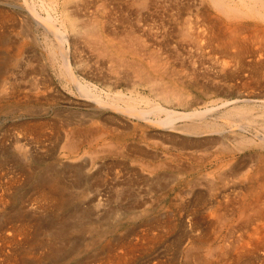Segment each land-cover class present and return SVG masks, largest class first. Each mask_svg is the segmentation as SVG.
I'll return each instance as SVG.
<instances>
[{
  "label": "rangeland",
  "instance_id": "374dc122",
  "mask_svg": "<svg viewBox=\"0 0 264 264\" xmlns=\"http://www.w3.org/2000/svg\"><path fill=\"white\" fill-rule=\"evenodd\" d=\"M22 1L23 0H6V1L0 0V4H1L0 5V9H1L0 13L3 14V15L2 14L0 15V18L2 19V20H0V22H1L0 23L1 24L0 29L5 30L2 32V33H4V34H2V36H3L2 38H4V40L1 39L2 41H0V44L5 42V43L1 44V46H0V51H1L0 56H2L5 59L7 58V60L9 58V61H10V62H7L8 65L6 64L9 67L7 68L6 66H4V68H2L0 71V75H1L0 76V87H1L0 88V90H1L0 91V96H1L0 97V177H1L0 178V188L3 187L2 190L0 189V191L3 192V194H4L3 195L2 193H0V199H1V201H0V204H1L0 205V233H3V232L5 233V232L10 231L13 234V232L16 231L14 233L15 238L13 240H11L12 243L6 242L4 245H2V242L0 241V247H1L0 248V264H10V263L11 264L12 263L13 264H21L20 263L21 257H23L24 255H27L29 257L28 262L26 261V262H24V264H33V263L34 264H41V263L42 264H86V262H87V264H107V263L113 264L115 262V260H117V261L119 260V263H120L121 257L123 258V260L125 259L124 261L122 260L124 262V263L121 262L122 264H192V263H194V261L192 260V258L190 256L188 258H187V256H185L186 252H187V247L190 246V244L187 241V235H197L200 231V228H201L200 225L195 227L194 224L192 225L191 219H193L196 215L198 217L201 215L200 212H202V209H201L202 208V204H201L202 202L200 203V201L202 198L201 195L204 194L203 192L205 191L204 190L205 189L204 187L206 185L205 183H208L211 181H219L218 177L221 174H223V172L226 173V171L228 169H229L228 170L229 174H234V173H230L231 169L235 168L236 172H240V171L243 172L246 168L255 167V169H257L260 166L262 167V165L264 166V163H263L264 162V144L263 143H260V144L256 143L254 145L248 144L245 146L241 145L240 147H237V146L231 147L230 146V147H227L228 151H224L221 147V144H220V139H222L224 137L226 139V141H229L228 143L234 145L233 143L235 141H233L231 138L234 136L230 135L232 133H235L238 135L241 133L247 134L246 135L247 137H251V136H254V134L257 132L260 133V131L261 132L264 131V128H263L264 127V123H263L264 122L263 121L264 120V107L260 106L259 103H261V101H257L258 100L257 93L260 92L257 89L258 87L255 86L256 87V89H255L253 84L249 85L248 83L246 85H245V83H244V85H242L243 82H242L241 78H234L231 80V77L227 76L228 73L225 74V72L236 69L235 68L236 66H237V68H239L238 63L237 64H236V62L231 63L232 61H230L231 64L228 62L231 67L229 66V64L226 65L227 59L229 61V57H228V55H224V54H227V53H222L220 50H218L219 51L218 52V51H216L217 50L216 48H214L213 50H210L208 48L209 50H206L207 51L206 53H205L204 47L199 48V50H196L197 49L196 48L197 41L194 38H188V40H186L185 43L181 44V42H183V41L181 40V38H179V36L177 34L176 29L179 26L181 27V23H183L184 19H188V21H189V20H191L190 19L191 16H193L192 21H189V22L187 20L184 21V23L187 21L186 24H189V26H191L193 24V22H196V24L202 22V18H201L202 15L199 13L200 12V6H201V8H202V6L204 7L206 5L208 7L207 1H202V0H181L180 1L179 0L181 2L180 3L178 0H177V2L175 0H168V1L159 0V2L155 0L156 2L160 3L158 5V4H156L155 1H154L155 3L154 2L152 3L151 0L150 1L146 0V5L150 4V8L148 9L149 11H154V8H156V10H157V11L155 10L156 13L154 12V14H153L155 16L151 15L155 19L154 21L152 20L153 21L152 22L151 19H153V18H151V16L147 13L146 7L144 10H142V13H140V16L134 15V14H137V12H141V11H137L138 7L136 6V4H132L134 2L132 0L131 1L130 0H111L110 4L112 5V7H110V6L109 7L111 9H116L117 13H115L113 15L118 16L116 18H115V16H113V19L111 17H109L108 19H106V17H105V19H104V17H101L102 13L104 12V9H102L101 7L99 9V7H98L99 10H96L97 7L95 6V4L98 6L99 0H93V1L92 0H83V1H81V0H45V1L42 0L43 3H41V0H28V2L33 3L32 5L34 7L40 9V11L42 13H46L45 10L50 11L53 14V16L56 17V19L57 18L60 19V17L63 18V13L67 14L68 15L67 19L68 20L70 19V21H72V23H74V24L75 23L78 24L79 30H82L84 22L88 23V24L91 22L90 24L92 25L91 19L94 18L93 15L98 16L97 18H98L99 23H101L104 19V22H102V23L105 24L109 20L111 22V19H112L111 23L108 22V25H109L108 29L109 30H112V29L115 30L117 33L116 37H118L120 34L119 32H121V30H120L121 27H119L120 25L123 27L126 25H130L132 23L136 24V23H138V21H140V22L142 21V23H143L144 22L143 20H147V19H148L147 20L148 22L145 21L146 23H154V24L160 23L157 26L161 25V23H162V25L159 26V29H158L159 33L158 34H159V36H160V34L162 35V36H160L161 38L163 36L166 37V38L163 37L165 39H161V40L166 41L167 39H169L166 41V42H168L169 46L166 45L167 47L166 46L164 47V48H166V50L163 49L161 51V57L163 56L162 59L165 57L167 59V60L163 59L164 61L162 60L163 62L162 61L161 62L164 64L166 63V65H168V72H167V74L169 73L168 75H170L172 71H175L174 76L171 78H174V79L178 78V82L180 81V79H181V81L185 80L186 83H188L189 80L191 82V84H188L186 86H182V85L178 84V86H177L178 88L176 90L181 92V95L183 98H179V100L172 98V97H170L167 100L163 99L161 96L157 95L156 93L149 91V87L147 85L140 84V79L138 78L139 75L132 67L122 65L120 67L123 69H119L118 67L117 68L114 67V68H116V69H114L112 66H110V63L107 62V60H109L108 58H106L107 56H104L103 54H101V55L99 54V56H101L103 58L102 61L105 62L104 63L105 64L104 70H108V71L110 70V72L112 74L108 73L110 75V76L108 75L109 80H107L106 78H103L101 80L98 79L97 75H99V74H97L98 73L97 71H98L99 67H97V64L95 63V61L93 59L91 60V58L93 57V55H96L100 52L97 53V51L95 50L94 52H96V53L93 54L91 52H88L89 49L87 47H86L88 49V51H86L87 54H85L86 53L85 51H82L80 54H76V56L79 55L77 58L82 60L80 62V65L78 66L79 69H81V73L79 74V76L84 80L87 79L86 80L87 82H90V80H91L90 83L92 85L94 84V86L99 91L102 92L103 97L109 98L110 100H113V102L115 104L117 103V105L122 106V107H124L125 105L131 106L130 103H132V106H134V107H139L140 109L144 108L146 110L153 111V109H155L154 107L156 106V104H158L160 102L159 104H162L163 106L165 105V107H167V108L169 107V109H173L175 111L191 112L193 110H200V108H201V110H203V109L208 108V107H209V109L211 107L212 109L216 110V111H214L215 112V115H213L214 118L212 117L211 121H209L210 123L212 122L214 124L213 128L215 127V125L218 124L217 127H215L214 129H212V127H210V128L207 127L205 124V121L201 120L199 122V119H198V122L196 119H190V118L189 119L188 118L176 119L174 122V125L182 126L183 127L181 129L182 131L180 130V128L179 129L176 128L177 130L171 128V130H170V128H168V127H163L157 123L155 124L153 122V120L161 119V117H163V116H164V118H166V116H167V114L164 111L160 112L161 110L155 111L156 110L155 109L153 112H155V113L157 112L156 115L153 112H149L148 113L149 115L146 114L148 116V119L150 120L147 122L146 119L140 118L141 119L140 120L139 118H136L135 116L131 117V115L126 114L124 112H120V111L115 110V109H114L115 111H113V109L111 110V108H108V107H106V108L102 107L101 108V106H99L95 101L93 102L87 98H82L71 87V84H69L67 82V79H66L64 73L60 72L62 69L60 68L61 66H60L59 55L57 54V55L50 56V54L48 52H46L47 51L46 40L43 41V38H40L41 39V40H39L40 42L39 41L37 42L33 39L32 34H37V35H39V37L40 36L42 37V35L40 33V30L38 31L33 24H31V26H30V23L28 22V21H31L30 19L26 20V22H25V20H23L22 12L19 11V8H17V6H16V3L17 4L20 3V4L24 5V1L23 2ZM115 1H116V3H115ZM117 1H119V2H117ZM160 1H162V2H160ZM164 1L166 2V4ZM170 1L172 2V4ZM182 1H183V3H186V4L184 5L182 3ZM185 1H187L188 3ZM191 1H192V3H191ZM47 2H48V4H47ZM147 2H150V3H147ZM199 2H200V4H198ZM38 3H39V5H38ZM119 3H121L122 6H120ZM123 3H125V4L123 5ZM174 3H176V4L178 3V4L176 5ZM201 3H202V5H201ZM75 4H76V6H75ZM116 4L118 5L117 7L119 10H117ZM153 4L154 5L156 4V7H153ZM179 4H181V5H179ZM195 4H198V8H199L198 10L199 11L194 9ZM190 5H192V6H190ZM4 6L6 7V9L4 8ZM80 6H81V8H78ZM126 6H128L127 7L128 10H126L127 9ZM174 6H175V8H174ZM1 7H3V8H1ZM83 7L86 8V10ZM124 7H125V9H124ZM129 7H133V8L129 9ZM162 7L164 10L162 9ZM182 7L184 9H182ZM190 7H192V8L190 9ZM157 8H159V9H157ZM172 8H174V10L176 8L178 9V16H175L177 14H174L177 9L175 11H173ZM94 9L98 12H95ZM209 9L211 10L210 7H209ZM133 10H135L136 13H133L134 12ZM187 10L188 11L191 10V11H189V13L191 12L190 15H188L189 13L187 12ZM7 11H9V13ZM43 11H45V12H43ZM82 11L84 13H82ZM196 11H198V12H196ZM123 12L126 14H124ZM192 12H194V13H192ZM212 12H213V10H212ZM11 13H13V14H11ZM129 13L132 15H130ZM167 13H168V15H167ZM141 14H142V16H141ZM197 14H198V16H197ZM20 15H22V18ZM119 15H120V17H119ZM159 15L162 17H160ZM187 15L189 16L188 18H187ZM136 17L138 19L140 18L141 20L137 21ZM142 17H144V18H142ZM129 18L131 19V21ZM167 18H169V19L166 20ZM198 18H200L199 19L200 22H198L199 20H194V19H198ZM6 19H8V20H6ZM119 19H121V20L119 21ZM124 19L125 20L127 19V21L129 20V22H127V21L125 22ZM159 19L161 20V22ZM133 20L134 21L136 20L137 22L135 21L136 22L135 23ZM162 21H164V23ZM165 21L167 23H165ZM172 21H173V23H172ZM15 22H17V23H15ZM14 23H15V26L13 25ZM18 23L20 24L19 26L17 25ZM124 23H125V25H124ZM179 23H180V25H179ZM116 25H118V26H116ZM163 25H166V26L163 27ZM193 25H195V24H193ZM112 26H113V28H112ZM172 27H174V29ZM123 28H125V27H123ZM164 28L166 29L165 33L163 30ZM31 29H33V30L31 31ZM168 30H170V31H168ZM160 31H162V33ZM6 36H7V38H6ZM142 37L143 36H141V38ZM51 38H52V36H51ZM77 38H79V37H77ZM118 38H121V37H118ZM143 38H145V41H147V42L149 41L148 37L145 36ZM146 38H148V39L146 40ZM193 39H194V42H192ZM47 40H49V39H47ZM174 40L176 42L178 41L177 42L178 45L181 44V46H183V47H186V45L188 44V47H186L187 49L186 48L185 49L184 48H182V49L178 48L177 47L178 45ZM188 41H189V43H188ZM52 42H53V44H56L55 40H53ZM174 42H175V44H174ZM191 43L193 45H191ZM154 45H156V41H155V44L153 43V46ZM174 45H175V47H174ZM171 46H173V47L171 48ZM191 46L194 48H192ZM201 46H203V45H201ZM248 46L250 48H252V50L255 54H257V52L259 53V51L264 53V50H263L264 48L261 49L262 45L260 48H255L256 45L253 46L252 43H248ZM156 47H158V46L156 45L153 48L156 49ZM176 47L179 49V50H175V51H177V53L182 51L181 53L178 54V56L181 57L180 59H178V61L181 60L182 64H184V62L187 61L186 62V63H188L187 65H186V63L184 65H180V64L176 63L177 59L172 60L174 57L177 58L175 56L176 55L175 51L173 50L174 48L177 49ZM44 48H46L45 52H44ZM167 48H168V50H167ZM170 49H172V50H170ZM183 49L187 53H189V51H190V53L189 54L183 53V52H185ZM19 50H21V51H19ZM168 51L169 52L172 51V53H169V55H168L167 54ZM198 51H200L199 54H196V53H198ZM214 51H216V53L217 52L218 53L216 54ZM192 52H194L193 54H194V56H195L194 58L196 60H193ZM40 53H42L43 56H42V58H40L41 60H38L39 59L38 55L40 56ZM47 53L49 55H47ZM210 53H212V54H210ZM84 54H85V57H87V58L83 57ZM89 54H92V55H89ZM171 54H173L172 58L170 57ZM220 54H222V55H220ZM32 55H33V57H32ZM167 55L169 57H167ZM187 55L189 58L187 57ZM189 55L192 57V61H191V57ZM14 56H15V58H14ZM47 56H48V58H46ZM56 56H58L59 58L58 57L56 58ZM184 56H186V57H184ZM202 56H203V59H201V60L203 62L200 61V59L197 60V58H199V57L202 58ZM223 56H224V58H223ZM256 56L258 57V55H255V57L252 59L257 58ZM37 57H38V59H36ZM204 57H206V58H204ZM23 58H25V60ZM51 58L54 61V65L51 64V62L49 60ZM55 58H56V60H55ZM182 58L184 61H182ZM12 59H15L17 62L13 61ZM47 59L49 61H47ZM128 59L133 60V58H131L130 56L128 57ZM135 59H137V58H135ZM247 59L250 60V58H248V57L246 58V60ZM90 60H91V62H90ZM22 61H24V62H22ZM29 61H30V63H29ZM102 61L100 63H102ZM220 61H223V62H220ZM41 62H43V63L41 64L40 67H37L36 72H34V73L32 71L29 72L30 66H36L38 63H41ZM190 62H191V64H190ZM193 62H194V64H193ZM206 62L208 63V65H209V62L211 65L212 64H214V65L216 64V65L215 66L212 65L213 67L212 66L208 67V65H207L208 68L207 67L206 68L208 70H209V68H213L211 71L210 70L207 71L205 67L203 68V66H200V65L207 64ZM17 63L19 65H21V67L22 66L23 67L22 68L18 67V65H16ZM195 64L197 66H195ZM220 64H222V65H220ZM90 65H92V66H90ZM190 65H191V67H190ZM192 65H194L195 68ZM217 65L218 66L220 65L219 68H217L218 67ZM85 66L87 68H85ZM107 66L109 69L106 68ZM204 66H206V65H204ZM5 67H6V69H5ZM111 67H112V69H110ZM124 67H125L126 71L124 70ZM198 67H199V70H198ZM92 68H96V70L95 69L93 70ZM214 68H217V69H214ZM222 68H224L225 70ZM4 69L6 70V72H4ZM194 69H196V70H194ZM120 70H124L125 72H122V71L120 72ZM184 70L187 71V73ZM202 70H204L205 72ZM25 71H26V73H25ZM214 71H216V73H214ZM115 72L116 73L120 72V75L123 73L121 75L122 79L118 83L115 82V80H116V77H115L116 75H114V74H116ZM201 72H202V74H201ZM90 73H91V75H90ZM196 73L198 75L200 74L201 76H198ZM210 73H212V74H210ZM245 73H242V74L245 75ZM185 75H189V77H187ZM203 75H205V77ZM210 75H212V76H210ZM3 76H5V77H3ZM154 76H156V75H154ZM190 76H192V77H190ZM1 77L6 78V79L8 78V79L5 82L4 80H2ZM135 77H136V79H135ZM33 78H34V80H33ZM165 78H166L165 79L166 81L170 79L169 76H166ZM197 78H199V79L197 80ZM200 78H201V80H200ZM206 78H207V80H209L208 82H207ZM15 80H16V82H15ZM18 80H19V82H18ZM43 80H45V81H43ZM117 80L119 81V79H117ZM211 80H215V85H214V81L212 82ZM216 80L217 81L220 80V82L218 81L216 84ZM236 80H238V81H236ZM46 81H48V83ZM205 81H206V83H205ZM2 82H4V83H2ZM43 82H46L47 85ZM192 82H196V84H193ZM5 83H7V84H5ZM115 83L117 85L116 87L114 86ZM212 83H213V85H212ZM171 84H173V83H171ZM7 86H8V88H7ZM215 86H218V89L220 91L214 92L212 89ZM2 87L6 90L4 91V89H2ZM236 87H237V89H236ZM35 88H38V89L35 90ZM143 89H144V91H143ZM37 90H39V92ZM123 90H124V92H123ZM117 91L118 92L122 91L124 95H128V94L133 95L134 97H136V100H135L136 102L134 103V101L127 100V99H129V98H126L127 96L118 97L116 99V95H114V96H112V95L117 93ZM134 91L136 93H133ZM144 92H146L147 94L146 93L144 94ZM2 94H3V96H2ZM108 95H109V97H107ZM147 96L149 98H147ZM244 96H249V97H251V99H254V100L245 101L243 99ZM211 97H214V98H211ZM112 98H115V99H112ZM119 98H121V99L119 100ZM124 98L126 99V101H123ZM236 98H237V100H236ZM1 99H3V100H1ZM145 99H147V100H145ZM224 100L225 101L228 100V101L224 102ZM128 101H130V102H128ZM152 101H154V102H152ZM145 102H146V104H145ZM233 102H236L237 105H236V103H233ZM151 103H154V104L152 105ZM215 103L216 104L219 103L220 105L219 104H218L219 106L215 105ZM221 104H223V105H221ZM89 106H91V107H89ZM246 106H248L249 108ZM195 107H197V109H195ZM217 107H219V108L217 109ZM237 107L241 108L246 113H239V110ZM188 108H190V109H188ZM235 108H237V109H235ZM245 108H247L249 112H247ZM187 109H188V111H187ZM235 111H237V112H235ZM151 114H153V115H151ZM241 115L243 117H241ZM113 117L114 118L116 117V118L114 119ZM126 118L127 119L129 118V119L127 120ZM222 118H224V119H222ZM226 118H227V120H226ZM245 118H247V119L251 118L252 122H251V120L246 121ZM113 119H114V121H113ZM131 119H133V120H131ZM253 119L256 122H254ZM230 120H233L234 122H236L238 124H243L242 125L243 129L242 128L238 129V126L237 127L235 126V127H233L234 132L230 133L229 132L230 131L229 130L230 129L229 124L226 122V121H230ZM241 121H243V122L240 123ZM202 122H204V124H202ZM123 123H125V124L123 125ZM220 123H222V124H220ZM249 123H250V125H249ZM119 124H121V125H119ZM184 124H186V125H184ZM131 125H132V127H131ZM244 125H245V127H244ZM194 126H197V128ZM97 127H99V128H97ZM101 127L102 128L104 127V128L101 129ZM224 127H226V128L223 129ZM258 127H260V128H258ZM68 128H69V130H68ZM74 128L77 131H75ZM92 128H93V130L96 129L97 131L96 130L93 131ZM193 128H196L195 129L196 132L191 131V129L193 130ZM234 128H236L238 130H236ZM72 129L75 132L72 133V131H73ZM100 129L103 132L106 130V132H104V133L102 132L103 137L100 136L101 135L99 133L101 131ZM141 129H143V130H141ZM78 130H80L81 132ZM85 130H87V131H85ZM90 130H91V132H90ZM68 131H69V133H68ZM95 131L99 135H97L95 133ZM110 131L113 133L115 132L114 134L112 133L114 136H115V134H117L115 137L116 139L114 138L113 135H111ZM172 132H174V133H172ZM199 132H202V133H199ZM221 132H223V133H221ZM67 133H68V135H72V134L76 135V133H77L76 136L79 135V139H81V141H82L81 145H80L81 147L79 146L77 148L76 152L72 151L71 148L68 147V144H69L68 140H70L71 136H68ZM85 133H86V135H85ZM88 133L89 134L92 133V134H90V136H88ZM108 133H110V134H108ZM204 133H206V134H204ZM207 133H208V135H207ZM93 134H95L96 137ZM145 134L147 137L145 136ZM162 134H163L165 140L163 139ZM119 135H120V137H118ZM165 135H166V137H165ZM169 135L175 136V138L171 139V136H169ZM211 135H212V137L213 136L214 137L217 136V137L215 139L213 137V140H212ZM106 136L109 138H107ZM150 136L152 137V139ZM82 137H84V138H82ZM87 137H90V138H87ZM100 137H102V138H100ZM183 137H185L186 140ZM85 138H86V140H85ZM93 138L94 139L98 138V140L95 141V140H93ZM83 139L85 140V142ZM109 139H111V140H109ZM122 139H124L126 141V143ZM149 139H151L152 142ZM180 139H181V141H180L181 143H177V142H179ZM87 140L88 141L91 140V142L90 141L88 142ZM174 140H175V142H174ZM193 140L194 141L196 140L195 141L196 144H194ZM202 140H204V141L206 140V141L202 142ZM93 141L96 142V144H92ZM106 141H108V142H106ZM182 141L186 142V143H183ZM99 142H100V144H99ZM191 142H192V144H191ZM107 143H109V144H107ZM200 143H202V144H200ZM111 144L119 145V146L118 147L117 146L115 147L114 145L110 146ZM124 144L126 145V147L125 146L123 147ZM170 144H172V145H170ZM218 144H220V146H218ZM137 145L138 146L140 145V146L138 147ZM150 146H151V148H150ZM256 146H257V148L259 147L258 149H260V151L256 148ZM63 147H64V150H63ZM140 147H143V148H140ZM180 147H182V149L184 151ZM202 147H204V148H202ZM218 147H221V148H218ZM65 148H67V149H65ZM68 148H70V149H68ZM87 148L90 150H88ZM103 148L105 150H102ZM168 148L171 149L170 150L171 152L168 150ZM215 148H217V150ZM80 149L83 151L81 152ZM91 149H93V150H91ZM252 149H253V151H252ZM68 150H69V153H68ZM150 151L152 152V155H151ZM165 151L166 152L168 151V152L166 153ZM190 151H192V152H190ZM206 151L207 152L211 151V152H209L207 155V154H205V153H207ZM248 151H249V153H248ZM258 151H259V153H258ZM70 152L73 154L71 155ZM147 152H149V154ZM153 152H154V154H153ZM155 152L157 154H155ZM202 152H203L204 156L207 155V157L204 158ZM76 153H78V154H76ZM136 154H138L139 157ZM235 154H237V155H235ZM238 154H239V156H238ZM90 155H92V157ZM95 155H96V158H95ZM163 155H165L164 157H166V158L169 156L170 160H168V158L165 159L163 157ZM198 155L200 156V158H198L199 157ZM212 156H214V159ZM244 156H246V157H244ZM89 157H90V160L92 163H90ZM144 157H146L148 160H149V158L152 159V160L151 159L149 160V162H151V167H152V168H150L151 170L147 169L148 166L150 167V163L148 164V161H146L147 159ZM176 157H178V158L176 159ZM241 157H243L245 160ZM248 157H250V158H248ZM228 158H230V159H228ZM76 159H77V161H76ZM144 159H146V160H144ZM251 159H253V160H251ZM81 160H82V162H81ZM143 160L148 165L147 164L145 165V162L143 164ZM155 160H156V162H155ZM153 161L155 164L153 163ZM157 161L158 162L160 161L159 162L160 164L157 163ZM169 161H171V162L168 163ZM140 162H142V165H141L142 169L140 168V165H139ZM173 162L175 163V165ZM221 162H228L229 164L226 165L228 168L225 170L223 168L219 169V167L216 163L221 164ZM86 163H88V164H86ZM199 163H201V164H199ZM202 163H204V164H202ZM156 164H157V167L155 166ZM158 164H159V168H158ZM166 164L169 166L168 168L166 167L167 166ZM171 165L175 166V169H173L174 167H172ZM203 165H205L207 168L205 169V166H203ZM97 166H98V168H97ZM143 166H144V168H143ZM146 166H147V168H145ZM161 166H163V167H161ZM232 166H234V167H232ZM239 166L240 167L242 166V168H240ZM87 167L88 168L90 167V168L88 169ZM170 167H172V168H170ZM66 168H67V170H66ZM197 168H198V170H202V171H197ZM212 168H214V169H212ZM43 169L46 170V172H43L44 171ZM72 169H74V170H72ZM154 169H156L158 172H156V170H154ZM179 169H181V171ZM261 169H264V167ZM70 170H71V172H70ZM168 170H170V171H168ZM210 170H212V172ZM52 171H53V173H52ZM60 171L63 173H61ZM205 171H208V173H206ZM47 172L50 175H47L48 174ZM44 173H46V175H44ZM73 173H74V175L76 173L78 175L76 174L75 175L76 177H75L73 175ZM157 173L160 175H157ZM164 173H165V175H164ZM169 173L171 174V176H168ZM62 175L64 177H62ZM166 175H167V177H166ZM211 175H213L214 177ZM46 176H55V177L59 178L58 180L62 179L60 181H62L66 185V187H67L66 192H68L67 195L69 196L70 194H72L69 196L70 199H69V203L67 205H64L63 207H60V208H57L56 206H54L53 200L55 201L57 195H51V196L49 195L48 196L49 193L46 192L48 190L47 187H44V185L39 184L41 178H44ZM79 176H80V178H79ZM155 177H157V178H155ZM229 177L231 178L230 175H229ZM75 178H77V179H75ZM83 178L84 179L86 178L85 181ZM15 179L17 181H15ZM37 181H38V183H37ZM201 182L203 183V186L200 185V184H202ZM41 187H42V190H41ZM82 189H87L86 190L87 192H84V194L83 193L80 194L79 192L82 191ZM37 190H39V191H37ZM36 191H37V193H36ZM42 191L44 194L45 193L46 194L45 195L42 194ZM75 191H77L78 193L77 192H76L77 194L74 193ZM4 192H6V193H4ZM194 192H196V194H194ZM191 193H192V195H191ZM36 194H39V195H36ZM76 195H78V196H76ZM3 196H5V197H3ZM41 196H42V198H41ZM50 197H51V199H50ZM196 197H198L200 200L196 199ZM4 198H6V199H4ZM34 198H37V199L34 200ZM38 198H40V199H38ZM52 198H54V199H52ZM88 198H89V200H88ZM47 199L49 202L47 201ZM90 199H92V200H90ZM194 199L196 201H194ZM40 200H41V204H40ZM128 201H129V203H128ZM92 202H93V204H92ZM46 203L48 206H46ZM96 203H98V207H97ZM99 203H100V205H99ZM182 203H183V206L180 205ZM86 204H87V206H85ZM35 205H38V206H35ZM82 206H84V207H82ZM89 207H90V209H89ZM43 208H45V209H43ZM83 208H85V209H83ZM150 208H151V210H149ZM184 208L185 209L189 208V209L185 210ZM18 209L19 210L22 209V210L18 211ZM63 209H65V210L63 211ZM74 209L75 210L77 209L79 211H81V210L83 211V213L81 215L82 218L76 219V222L74 221L75 220L74 217L70 216V213H72V211ZM88 211H89V214H88ZM55 212H56V214H55ZM66 212L67 213L70 212V213H68L69 215L66 214ZM18 213H20L18 215V217H15V215ZM59 213H62L63 215L66 214V215L63 216ZM189 214H192V215H189ZM33 216H37V217H33ZM52 216H53V218H52ZM56 217L58 219H56ZM155 217H157V218H155ZM169 217L171 220L169 219ZM62 218H65L67 223L69 224V225L67 224V227H69V229H67L68 232H67V230H65L64 234L62 233V235H61V239L58 238V240H55L52 238V240H51V238H50L51 231L56 229V228H53V226L55 227V225L57 224L56 227L58 228L60 226L58 224H60V221L62 220ZM83 218H84V220H83ZM89 218H92V219H89ZM85 219H86V221H85ZM77 220H78V222H77ZM90 220H91V222L89 223ZM51 221L56 222V224L55 223L52 224ZM23 222L26 224L24 225ZM86 222H88V223H86ZM146 222H148V223H146ZM153 222H154V224H153ZM36 223H40L41 226L43 225L44 227L48 226L47 227L48 229L46 228L44 234H43V232L36 234L37 236H39L41 238V240L46 238V241L43 240V242H42V243H44L43 246L39 245L40 249H39V246L37 245L38 242H37L36 235H35V225H37ZM74 223H76V224H74ZM83 223H86V224H83ZM172 223H174V224H172ZM7 224H8V226H7ZM45 224H47V226ZM110 224H112V225L110 226ZM154 225H156V226H154ZM162 225H164V227ZM5 226L7 228H5ZM108 226H109V228H108ZM171 226L172 227L174 226V227L170 228ZM190 226L191 227L193 226V227L191 229H189ZM15 227L17 230H14ZM50 227H52V229ZM20 228L26 229V231H27L26 235L23 232L18 231ZM147 228L150 230H148ZM195 228H196V230H195L196 232L194 231ZM130 229H131V231H130ZM164 230H166V232ZM141 231H143V233H145V234H143ZM145 231L146 232L149 231V232L146 233ZM150 231H152V232L150 233ZM19 233H21V234H19ZM47 233L48 234L50 233V234L47 235ZM135 234H136L137 238H136ZM139 234L140 235L142 234V235L140 236ZM148 234H150L151 236ZM185 234H186V236H185ZM46 235L48 237H46ZM160 235H161V237H160ZM23 236H24V238H23ZM123 237H124V239H123ZM148 237H150V239H151L150 241H148V239H149ZM20 238H22V239H20ZM25 239H26V241H25ZM62 239H64V242ZM128 239L130 240V243H129ZM53 240H54L55 244H54ZM23 241H25L26 243ZM38 241L40 242V240H38ZM33 242H34V244H33ZM118 242H119V245H118ZM124 242H125V244H124ZM144 242H146V243H144ZM22 243H24V244H22ZM56 243H57V245H56ZM48 244H50L49 250H51L53 248V246H54L53 250L57 249L56 252L55 251L53 252L54 254L56 253L57 255L56 254L54 255L53 253H51V251L48 250L49 246H46ZM123 244L126 245L127 247L124 246ZM9 245L11 246V248ZM115 245H118L119 248L122 247L121 249H123V247L126 249H125V251L123 249L122 251H124V252H122ZM120 245H121V247H120ZM134 245L137 248H135ZM109 246L110 247L112 246V248L114 250L111 249ZM7 247L9 249H6ZM25 247H27V248L25 249ZM44 247L45 248L47 247V248L45 249ZM131 247H133V248H131ZM42 248H43V251H41ZM27 249H29V251H30L29 253L27 252ZM46 250H48V252ZM126 250H127V252H126ZM199 250H201V249H199ZM45 251H46L47 255L49 253H51V255L49 254V256H47L45 254ZM103 251H105V252H103ZM130 251L132 253L133 252L134 253L131 254ZM13 252H15V253H13ZM32 252H33V256H35V257L32 256ZM40 252L41 253L43 252V253L41 254ZM117 252H118V254H117ZM191 252H192V250H191ZM5 253H8V255L11 253L12 254L8 256ZM34 253H35V255H34ZM38 253L41 255H38ZM125 253H126V256L124 257L123 255H125ZM19 254H21V255L19 256ZM121 254H122V256H121ZM130 255H132V256H130ZM15 256H16V258H15ZM50 256H51V258H50ZM112 257L113 258L117 257V258L113 259ZM183 258H185V259H183ZM15 259H17V260H15ZM30 259L31 260L33 259V261H31ZM109 259H112L113 261H111ZM186 259H188V260H186ZM7 261L10 263H8ZM185 261L187 263H185ZM83 262H85V263H83Z\"/></svg>",
  "mask_w": 264,
  "mask_h": 264
},
{
  "label": "bare ground",
  "instance_id": "6f19581e",
  "mask_svg": "<svg viewBox=\"0 0 264 264\" xmlns=\"http://www.w3.org/2000/svg\"><path fill=\"white\" fill-rule=\"evenodd\" d=\"M6 1V0H5ZM24 1V5L23 4H17L16 3V6H17V8H19V11H21L22 12V15H23V20H25V22H26V20H31V21H28L29 23H30V26H31V24H33L35 27H36V29L39 31L40 30V33H41V35H42V37L40 36L39 37V35H37V34H32V37H33V39L35 40V41H39V40H41L40 38H43V41H45L46 40V47H47V51L45 50L46 48H44V52L46 51V52H48L49 54H50V56H53V55H59V57H60V68L62 69L60 72L61 73H64V75H65V77H66V79H67V82L69 83V84H71V87L82 97V98H87V99H89V100H91V101H95L99 106H101V108L102 107H104V108H106V107H108V108H111V110L113 109V111H115V110H118V111H120V112H124V113H126V114H129V115H131V117L133 116H135L136 118H143V119H146L147 120V122L148 121H150L149 119H148V116L147 115H149L148 113L149 112H153L155 109V111H157V110H161L160 112H162V111H164L166 114H167V116H166V118H164V116L163 117H161V119H155V120H153V122L156 124H159V125H161V126H163V127H168V128H170V130H171V128H173V129H175V130H177L176 128H180V130L183 128L182 126H177V125H174V122H175V120L176 119H182V118H190V119H196L197 120V122H198V119H199V122L202 120V121H205V124H206V126L207 127H212V129H214L215 127H217V125H215V127L213 128V123L211 122H209V121H211V119H212V117H213V115H215V112L214 111H216V110H214V109H212L211 107H210V109H209V107L208 108H205V109H203V110H201V108H200V110H193V111H191V112H185V111H175V110H173V109H169V107L167 108V107H165V105L163 106L162 104H156V106L154 107L155 109H153V111H149V110H146V109H140L139 107H134V106H132V103H130L131 104V106H124V107H122V106H119V105H117V103L115 104L114 102H113V100H110L109 98H105V97H103V94H102V92L101 91H99L95 86H94V84L92 85L90 82H91V80H90V82H87L86 80H84V79H82L80 76H79V74L81 73V69H79V65H80V62L82 61L81 59H79V58H77L78 56H76V54H80L82 51H88V49H89V51L88 52H91V53H96V52H94L95 50L97 51V53L98 52H100V53H98V54H96V55H93V57L91 58V60L93 59L94 61H95V63L97 64V67H99V69H98V73L97 74H99V75H97L98 76V79H103V78H106L107 80H109L108 79V73H111L110 72V70L108 71V70H104V61H102V57L101 56H99V54L101 55V54H103L104 56H107L106 58H108L109 60H107V62H109L110 63V66H112L113 68L114 67H118L119 69H123V68H121L120 66H122V65H124V66H130V67H132L137 73H138V75H139V79H140V84H143V85H147L148 87H149V91H152V92H154V93H156L157 95H159V96H161L163 99H165V100H167V99H169L170 97H172V98H175V99H177V100H179V98H183L182 97V95H181V92H179L178 90H176L178 87V84H180V85H182V86H186V85H188V84H191V82H190V80H189V82L188 83H186L185 82V80H182L181 81V79H180V81L178 82V78L176 79H174V78H171V77H173L174 76V72L175 71H172L171 72V74L170 75H168L167 74V72H168V65H166V63L164 64V63H162L164 60L163 59H166V57L165 58H163L162 59V57H161V51L163 50V49H165L166 50V48H164L166 45H168V42H166L167 40H169V39H167L166 41H164V40H161V39H165L166 37L165 36H163V37H165V38H161L160 36H162L161 34H160V36H159V31H158V29H159V26H161L162 25V23H161V25H159V26H157L158 24H160V23H157V24H154V23H146L145 21H147V20H143L144 22L142 23V21L140 22V21H138V20H141L140 18L138 19L137 17V21H138V23H136L134 20V22L136 23V24H130V25H126V26H123V27H125V28H123L121 25L119 26V27H121L120 28V30H121V32H119L120 34H119V36L118 37H121V38H118V37H116V31L115 30H109L108 28H109V25H108V22H110V20L107 22V23H102V22H104V19H105V17H106V19H108L109 17H111L112 19H113V16H115V18L116 17H118L117 15H113V14H115V13H117L116 12V9H111L110 7H112V5L110 4L111 2V0H99V4H98V6L95 4V6L97 7L96 8V10H99L100 9V7L102 8V9H104V12L102 13V15H101V17H104V19H103V21L101 22V23H99V21H98V16L97 15H93V17L94 18H90L91 20H92V25L89 23H85L84 21V23H83V27H82V30H79V28H78V24H74V23H72V21H70V19L68 20L67 18H68V15L67 14H65V13H63V18H61L59 15V17H60V19L59 18H57L56 19V17H54L53 16V14L50 12V11H48V10H45L46 11V13H42L41 11H40V9H38V8H36V7H34L32 4V2L30 3V2H28V0H23ZM22 1V2H23ZM45 1V0H44ZM81 1H83V0H81ZM80 1V2H81ZM93 1V0H92ZM91 1V2H92ZM131 1V0H130ZM132 1H134L132 4H136V6L138 7H136L137 8V11H141V12H137V14H134V15H139L140 16V13H142V10H144L145 9V7H146V10H147V13L151 16V15H153L154 14V12H155V10H156V8H154V11H149L148 9L150 8V4L149 5H146V0H132ZM150 1V0H149ZM155 0H151V2L153 3ZM156 1H158L159 2V0H156ZM155 1V2H156ZM166 1H168V0H166ZM176 2H177V0H175ZM179 1V0H178ZM181 1V0H180ZM179 1V2H180ZM202 1H207V4H208V7H207V5L206 6H202V8H201V6H200V14L202 15L201 16V18H202V22H200V18H198V19H194V20H199L198 22H200V23H197L196 24V22H193V24H195V25H191V26H189V24H186V22L188 21V19H184V21L185 20H187L185 23H184V21H183V23H181V27L179 26V27H177V29H176V31H177V34H178V36H179V38H181V40L183 41V42H181V44L182 43H185V41L186 40H188V38H194L196 41H197V43H196V50H199V48H202V47H204V50H205V53L207 52L206 50H213L214 48H216L217 50L216 51H218V50H220L222 53H227V54H224V55H228V57H229V61H228V59H227V64L226 65H228L229 63H230V61H232L231 63H233V62H236V64L238 63V66H239V68H237V66L235 67L236 69H234V70H230V71H228V72H225V74H227L228 73V77H231V80L232 79H234V78H241V80H242V82H243V84L242 85H244V83H245V85L248 83L249 85L250 84H253L254 85V88L256 89V87H258L257 89L260 91V92H258L257 93V95H258V100L257 101H261V103H259L260 104V106H263L264 107V53L263 52H261V51H259V53L257 52V54H255L254 52H253V50H252V48H250L249 46H248V43H252L253 44V46L254 45H256V47L255 48H260L261 47V45H262V47H261V49L262 48H264V0H202ZM21 2V1H20ZM72 2V1H71ZM85 2V1H84ZM83 2V3H84ZM117 2H119V1H117ZM154 2V3H155ZM158 2H156V4H160V3H158ZM160 2H162V1H160ZM165 2V1H164ZM171 2V1H170ZM185 2H187V1H185ZM190 2V1H189ZM198 2V1H197ZM14 3V2H13ZM40 3V2H39ZM39 3H38V5H39ZM41 3H43L42 2V0H41ZM57 3V2H56ZM88 3V2H87ZM115 3H116V1H115ZM147 3H150V2H147ZM181 3V2H180ZM182 3H183V1H182ZM188 3V2H187ZM191 3H192V1H191ZM47 4H48V2H47ZM63 4V3H62ZM68 4V3H67ZM80 4V3H79ZM85 4V3H84ZM125 3H123V5H124ZM130 4V3H129ZM131 4V5H132ZM156 4L154 5L153 4V7H156ZM165 4H166V2H165ZM171 4H172V2H171ZM174 4H176V3H174ZM178 4V3H177ZM176 4V5H177ZM184 5L186 4V3H183ZM182 4V5H183ZM190 4V3H189ZM198 4H200V2L198 3ZM198 4H195L194 6H195V10H198L199 8H198ZM1 5V4H0ZM3 5V4H2ZM37 5V6H38ZM42 5V4H41ZM51 5V4H50ZM119 5L120 6H122L121 5V3H119ZM145 5V6H144ZM162 5V4H161ZM164 5V4H163ZM170 5V4H169ZM179 5H181V4H179ZM183 5V6H184ZM193 5V4H192ZM192 5H190V6H192ZM197 5V6H196ZM201 5H202V3H201ZM44 6V5H43ZM47 6V5H46ZM54 6V5H53ZM58 6V5H57ZM75 6H76V4H75ZM83 6V5H82ZM89 6V5H88ZM110 6V7H109ZM118 5L116 4V8H117V10H119L118 9V7H117ZM119 6V7H120ZM135 6V5H134ZM172 6V5H171ZM189 6V5H188ZM8 7V6H7ZM42 7V6H41ZM98 7H99V9H98ZM128 6H126V8H127ZM166 7V6H165ZM164 7V8H165ZM173 7V6H172ZM186 7V6H185ZM209 7L211 8V10L209 9ZM1 8H3V7H1ZM4 8L6 9V7L4 6ZM16 8V9H17ZM44 8V7H43ZM48 8V7H47ZM78 8H81V6L80 7H78ZM84 8V7H83ZM115 8V7H114ZM130 8H133V7H129V9ZM174 8H175V6H174ZM174 8H172L173 9V11H175L174 10ZM181 8V7H180ZM192 7H190V9H191ZM13 9V8H12ZM59 9V8H58ZM85 10H86V8H84ZM124 9H125V7H124ZM135 9V8H134ZM157 9H159V8H157ZM162 9H163V7H162ZM171 9V8H170ZM179 9V8H178ZM178 9L176 10V12L174 13V14H177V15H175V16H178ZM182 9H184L183 7H182ZM1 10V9H0ZM78 10V9H77ZM95 10V9H94ZM95 10V12H98V11H96ZM123 10V9H122ZM126 10H128V8L126 9ZM136 10V9H135ZM135 10H133L134 12L133 13H136V11ZM164 10V9H163ZM162 10V11H163ZM212 10H213V12H212ZM3 11V10H2ZM45 11H43V12H45ZM53 11V10H52ZM88 11V10H87ZM101 11V10H100ZM124 11V10H123ZM157 11V10H156ZM161 11V12H162ZM181 11V10H180ZM186 11V10H185ZM189 11H191V10H189ZM189 11L187 10V12L189 13ZM194 11V10H193ZM199 11V10H198ZM198 11H196V12H198ZM8 13H9V11H7ZM57 12V11H56ZM78 12V11H77ZM94 12V13H95ZM122 12V11H121ZM125 12V11H124ZM123 12V13H124ZM132 12V11H131ZM145 12V11H144ZM143 12V13H144ZM182 12V11H181ZM20 13V12H19ZM61 13V12H60ZM80 13V12H79ZM82 13H84L83 11H82ZM122 13V14H123ZM156 13V12H155ZM184 13V12H183ZM186 13V12H185ZM191 13V12H190ZM190 13L188 14V15H190ZM192 13H194V12H192ZM2 13H0V15H1ZM7 14V13H6ZM11 14H13V13H11ZM21 14V13H20ZM59 14V13H58ZM104 14V15H103ZM121 14V15H122ZM124 14H126V13H124ZM128 14V13H127ZM130 14V13H129ZM145 14V13H144ZM162 14V13H161ZM160 14V15H161ZM187 14V13H186ZM3 15V14H2ZM17 15V14H16ZM19 15V14H18ZM22 15H20L21 16V18H22ZM87 15V14H86ZM130 15H132V14H130ZM147 15V14H146ZM145 15V16H146ZM159 15V16H160ZM166 15V14H165ZM167 15H168V13H167ZM172 15V14H171ZM180 15V14H179ZM182 15V14H181ZM184 15V14H183ZM187 15V18L189 17ZM194 15V14H193ZM8 16V15H7ZM12 16V15H11ZM57 16V17H58ZM141 16H142V14H141ZM153 16H155V15H153ZM174 16V15H173ZM197 16H198V14H197ZM10 17V16H9ZM8 17V18H9ZM13 17V16H12ZM119 17H120V15H119ZM122 17V16H121ZM126 17V16H125ZM132 17V16H131ZM135 17V16H134ZM160 17H162V16H160ZM184 17V16H183ZM192 17L193 16H191V20H189V21H192ZM142 18H144V17H142ZM149 18V17H148ZM151 18H153L152 16H151ZM178 18V17H177ZM195 18V17H194ZM197 18V17H196ZM11 19V18H10ZM86 19V18H85ZM112 19H111V22H112ZM122 19V18H121ZM121 19H119V21L121 20ZM130 19V18H129ZM133 19V18H132ZM169 18H167L166 20H168ZM0 20H2L1 18H0ZM6 20H8V19H6ZM5 20V21H6ZM77 20V19H76ZM123 20V19H122ZM125 20V19H124ZM154 21L155 19L153 18V19H151V21ZM157 20V19H156ZM160 20V19H159ZM178 20V19H177ZM11 21V20H10ZM101 21V20H100ZM127 21V19L125 20V22ZM130 21H131V19H130ZM152 21V22H153ZM176 21V20H175ZM188 21V22H189ZM82 22V21H81ZM89 22V21H88ZM110 22V23H111ZM127 22H129V20L127 21ZM148 22V21H147ZM150 22V21H149ZM160 22H161V20H160ZM163 23H164V21H162ZM1 23V22H0ZM9 23V22H8ZM15 23H17V22H15ZM15 23L13 24L14 26H15ZM22 23V22H21ZM109 23V24H110ZM165 23H167L166 21H165ZM172 23H173V21H172ZM171 23V24H172ZM23 24V23H22ZM170 24V23H169ZM191 24V23H190ZM18 26L20 25L19 23L17 24ZM29 25V24H28ZM123 25V24H122ZM124 25H125V23H124ZM179 25H180V23H179ZM114 26V25H113ZM113 26H112V28H113ZM116 26H118V25H116ZM164 26H166V25H163V27ZM172 26V25H171ZM0 27H1V24H0ZM168 27V26H167ZM175 27V26H174ZM174 27H172L173 29H174ZM118 28V27H117ZM124 30H123V29ZM111 29V28H110ZM169 29V28H168ZM21 30V29H20ZM33 29H31V31H32ZM164 30V33L166 32V29L164 28L163 29ZM162 30V31H163ZM3 31H5V30H1L0 29V41H2L1 39H3L4 40V38H2L3 36H2V34H4V33H2ZM27 31V30H26ZM162 31H160L161 33H162ZM168 31H170V30H168ZM167 31V32H168ZM22 32V31H21ZM28 32V31H27ZM174 32V31H173ZM169 34V33H168ZM176 34V35H177ZM170 35V34H169ZM51 36H52V38H51ZM141 36H143V37H148V38H146V40L148 39L149 41L147 42V41H145V38H141ZM159 36V37H158ZM28 37V36H27ZM50 37V38H49ZM77 37H79V38H77ZM175 37V36H174ZM6 38H7V36H6ZM159 38V39H158ZM171 38V37H170ZM178 38V39H179ZM47 39H49V40H47ZM116 39V40H115ZM194 39H193V41L192 42H194ZM53 40H55V42H56V44H53ZM180 40V39H179ZM6 41V40H5ZM22 41V40H21ZM155 41H156V45L158 46V47H156V49L155 48H153L154 46H156V45H154L153 46V43L155 44ZM175 41V40H174ZM191 41V40H190ZM40 42V41H39ZM171 42V41H170ZM169 42V43H170ZM176 42V41H175ZM175 42H174V44H175ZM178 42V41H177ZM176 42V43H177ZM180 42V41H179ZM3 43H5V42H3ZM3 43H1V44H3ZM173 43V42H172ZM171 43V44H172ZM188 43H189V41H188ZM1 44H0V46H1ZM84 44V45H83ZM181 44H179L178 45V43H177V47L178 48H186V47H188V44L186 45V47H183V46H181ZM24 45V44H23ZM191 45H193L192 43H191ZM201 45H203V46H201ZM40 46V45H39ZM163 46V47H162ZM169 46V45H168ZM23 47V46H22ZM43 47V46H42ZM88 49H87V48ZM167 47V46H166ZM173 46H171V48H172ZM174 47H175V45H174ZM176 47V48H177ZM192 47V46H191ZM86 48V49H85ZM169 48V47H168ZM168 48H167V50H168ZM173 49L174 51L175 50H179V49ZM192 48H194V47H192ZM191 48V49H192ZM206 48V49H205ZM209 48V49H208ZM183 49V50H184ZM187 49V48H186ZM254 49V48H253ZM22 50V49H21ZM21 50H19V51H21ZM170 50H172V49H170ZM190 50V49H189ZM202 50V49H201ZM255 50V49H254ZM264 50V49H263ZM3 51V50H2ZM42 51V50H41ZM173 51V52H174ZM185 51V50H184ZM216 51H214L215 53H216ZM258 51V50H257ZM1 52V51H0ZM24 52V51H23ZM182 52V51H181ZM181 52H179V53H181ZM199 52L200 51H198V53H196V54H199ZM213 52V51H212ZM219 52V51H218ZM217 52V53H218ZM47 53V55H49ZM164 53V52H163ZM169 53H172V51H168L167 52V54L169 55ZM179 53H177V51H175V56L177 57V58H173L172 60H176L177 62L176 63H178V64H180V65H184L187 61H185L184 62V64H182V62H181V60H179L178 61V59H180L181 57L180 56H178V54ZM183 53H186V54H189L190 53V51H189V53H187L186 51L185 52H183ZM194 52H192V55H193V60H196L194 57V54H193ZM216 53V54H217ZM16 54V53H15ZM21 54V53H20ZM85 54H87V52L85 53ZM85 54L83 55V57H85ZM166 54V53H165ZM210 54H212V53H210ZM215 54V55H216ZM35 55V54H34ZM89 55H92V54H89ZM102 55V56H103ZM167 55V57H169ZM172 55L173 54H171V58H172ZM208 55V54H207ZM214 55V56H215ZM220 55H222V54H220ZM219 55V56H220ZM255 55H258V57L257 58H255V59H252V58H254L255 57ZM4 56V55H3ZM42 56H43V54L42 53H40V56L38 55V57H39V59H38V57L36 58V59H38V60H41L40 58H42ZM131 57V58H133V60H129L128 59V57ZM182 56V55H181ZM190 56V55H189ZM200 56V55H199ZM212 56V55H211ZM218 56V55H217ZM32 57H33V55H32ZM58 56H56V58H57ZM58 57V58H59ZM183 57V56H182ZM184 57H186V56H184ZM187 57H188V55H187ZM191 57V56H190ZM226 57V56H225ZM250 58V60L249 59H247L246 60V58ZM13 58V57H12ZM14 58H15V56H14ZM20 58V57H19ZM26 58V57H25ZM25 58H23L24 60H25ZM30 58V57H29ZM46 58H48V56L46 57ZM54 58V57H53ZM56 58H55V60H56ZM85 58H87V57H85ZM135 58H137V59H135ZM189 58V57H188ZM204 58H206V57H204ZM216 58V57H215ZM223 58H224V56H223ZM11 59V58H10ZM22 59V60H23ZM84 59V58H83ZM169 59V58H168ZM200 59V61H202L201 59H203V56H202V58L201 57H199V58H197V60H199ZM13 61H16L15 59H12ZM50 60V62H51V64H53L54 65V61H53V59L51 58V59H49ZM48 59H47V61H49ZM91 60H90V62H91ZM105 60V61H106ZM138 60V61H137ZM163 60V61H162ZM167 60V59H166ZM171 60V59H170ZM190 60V59H189ZM188 60V61H189ZM207 60V59H206ZM210 60V59H209ZM208 60V61H209ZM223 60V59H222ZM12 61V62H13ZM20 61V60H19ZM102 61V63H100ZM156 61V62H155ZM162 61V62H161ZM182 61H184L183 60V58H182ZM191 61H192V57H191ZM213 61V60H212ZM226 61V60H225ZM7 62H10L9 61V58H8V60H7V58L5 59V58H3L2 56H0V71H1V69L2 68H4V66H6L7 68L9 67V66H7L8 64H7ZM17 62V61H16ZM22 62H24V61H22ZM49 62V63H50ZM173 62V61H172ZM197 62V61H196ZM195 62V63H196ZM203 62V61H202ZM220 62H223V61H220ZM229 62V63H228ZM29 63H30V61H29ZM28 63V64H29ZM43 62H41V63H38L36 66H30L29 67V72L30 71H32L33 73L34 72H36L37 71V67H40L41 66V64H42ZM58 63V62H57ZM198 63V62H197ZM196 63V64H197ZM207 63V62H206ZM216 63V62H215ZM230 63V64H231ZM7 64V65H6ZM11 64V63H10ZM27 64V65H28ZM59 64V63H58ZM188 63H186V65H187ZM190 64H191V62H190ZM193 64H194V62H193ZM195 64V66H197ZM200 64V63H199ZM230 64H229V66H230ZM12 65V64H11ZM16 65H18V67H20V68H22L21 67V65H19L18 63L16 64ZM82 65V64H81ZM204 65H206V66H204ZM204 65H200V66H203V68L205 67H207V65H208V63L207 64H204ZM210 65V66H209ZM209 65H208V67H211L212 65L213 66H215L214 64H210V62H209ZM220 65H222V64H220ZM219 65V66H220ZM29 66V65H28ZM90 66H92V65H90ZM189 66V65H188ZM192 66H194V65H192ZM195 66H194V68H195ZM199 66V67H200ZM212 66V67H213ZM218 66V65H217ZM219 66L217 67V68H219ZM235 66V65H234ZM6 67H5V69H6ZM58 67V66H57ZM96 67V66H95ZM112 67L110 68V69H112ZM190 67H191V65H190ZM199 67H198V70H199ZM207 67V68H208ZM224 67V66H223ZM228 67V66H227ZM231 67V66H230ZM59 68V69H60ZM85 68H87L86 66H85ZM106 68H108V66L106 67ZM116 68H114V69H116ZM188 68V67H187ZM202 68V67H201ZM206 68V70L207 71H211L213 68H209V70ZM217 68H214V69H217ZM225 68V67H224ZM224 68H222V69H224ZM4 69V72H6V70ZM19 69V68H18ZM93 70L95 69L96 70V68H92ZM91 69V70H92ZM109 69V68H108ZM189 69V68H188ZM55 70V69H54ZM124 70H125V67H124ZM124 70H120V72L122 71V72H125ZM194 70H196V69H194ZM225 70V69H224ZM245 70V71H244ZM22 71V70H21ZM50 71V70H49ZM89 71V70H88ZM185 71V70H184ZM202 71H204V70H202ZM217 71V70H216ZM216 71H214V73H216ZM220 71V70H219ZM94 72V71H93ZM120 72L119 73H116V74H114V75H116L115 77H116V80H115V82L116 83H118V82H120V80L122 79V74L120 75ZM135 72V73H136ZM186 73H187V71H185ZM200 72V71H199ZM198 72V73H199ZM205 72V71H204ZM203 72V73H204ZM222 72V71H221ZM220 72V73H221ZM246 72V73H245ZM15 73V72H14ZM25 73H26V71H25ZM218 73V72H217ZM242 73H245V75L244 74H242ZM3 74V73H2ZM13 74V73H12ZM17 74V73H16ZM22 74V73H21ZM30 74V73H29ZM37 74V73H36ZM89 74V73H88ZM112 74V73H111ZM127 74V73H126ZM132 74V73H131ZM184 74V73H183ZM197 74V73H196ZM201 74H202V72H201ZM210 74H212V73H210ZM23 75V74H22ZM90 75H91V73H90ZM96 75V74H95ZM154 75H156V76H154ZM198 75V74H197ZM214 75V74H213ZM1 76V75H0ZM57 76V75H56ZM94 76V75H93ZM107 76V77H106ZM110 76V75H109ZM130 76V75H129ZM128 76V77H129ZM166 76H169L170 77V79L169 80H165L166 78ZM185 76H187V77H189V75H185ZM198 76H201L200 74L198 75ZM204 77H205V75H203ZM210 76H212V75H210ZM217 76V75H216ZM215 76V77H216ZM221 76V75H220ZM226 76V75H225ZM226 76V77H227ZM3 77H5V76H3ZM190 77H192V76H190ZM203 77V78H204ZM2 78V77H1ZM37 78V77H36ZM35 78V79H36ZM93 78V77H92ZM110 78V77H109ZM133 78V77H132ZM202 78V77H201ZM201 78H200V80H201ZM211 78V77H210ZM222 78V77H221ZM220 78V79H221ZM224 78V77H223ZM8 79V78H7ZM6 78H2V80H4L5 82H6V80H7ZM15 79V78H14ZM13 79V80H14ZM113 79V78H112ZM111 79V80H112ZM117 79H119V81L117 80ZM135 79H136V77H135ZM199 78H197V80H198ZM230 79V78H229ZM20 80V79H19ZM19 80H18V82H19ZM33 80H34V78H33ZM38 80V79H37ZM177 80V81H176ZM192 80V79H191ZM206 80H207V78H206ZM9 81V80H8ZM43 81H45V80H43ZM204 81V80H203ZM209 80H207V82H208ZM212 82L214 81V85H215V80H211ZM210 81V82H211ZM219 82H220V80H218ZM217 80H216V84H217V82H218ZM236 81H238V80H236ZM15 82H16V80H15ZM30 82V81H29ZM33 82V81H32ZM36 82V81H35ZM47 83H48V81H46ZM46 82H43V83H45L46 85H47V83ZM126 82V81H125ZM201 82V81H200ZM209 82V83H210ZM241 82V83H242ZM2 83H4V82H2ZM11 83V82H10ZM14 83V82H13ZM42 83V84H43ZM93 83V82H92ZM116 83H115V87L117 86L116 85ZM171 83H173V84H171ZM193 84H196V82H192ZM205 83H206V81H205ZM208 83V84H209ZM236 83V82H235ZM239 83V82H238ZM5 84H7V83H5ZM32 84V83H31ZM36 85V84H35ZM40 85V84H39ZM96 85V84H95ZM99 85V84H98ZM110 85V84H109ZM212 85H213V83H212ZM219 85V84H218ZM237 85V84H236ZM239 85V84H238ZM5 86V85H4ZM10 86V85H9ZM30 86V85H29ZM32 86V85H31ZM256 86V87H255ZM18 87V86H17ZM146 87V86H145ZM246 87V86H245ZM1 88V87H0ZM6 88V87H5ZM7 88H8V86H7ZM222 88V87H221ZM2 89H4L3 87H2ZM10 89V88H9ZM36 89H38V88H35V90ZM100 89V88H99ZM102 89V88H101ZM138 89V88H137ZM236 89H237V87H236ZM6 89H4V91H5ZM67 90V89H66ZM140 90V89H139ZM214 92H216V91H220L219 89H218V86H215L213 89H212ZM1 91V90H0ZM8 91V90H7ZM6 91V92H7ZM15 91V90H14ZM38 92H39V90H37ZM109 91V90H108ZM119 91V90H118ZM117 91V93H115V94H113L112 96H114V95H116V99L118 98V97H123V96H127L126 98H129V99H127V100H131V101H134V103L136 102L135 100H136V97H134L133 95H124L123 94V92H124V90H123V92L122 91H120V92H118ZM143 91H144V89H143ZM193 91V90H192ZM5 92V93H6ZM41 92V91H40ZM106 92V91H105ZM111 92V91H110ZM127 92V91H126ZM129 92V91H128ZM138 92V91H137ZM231 92V91H230ZM75 93V92H74ZM113 93V92H112ZM133 93H136L135 91L133 92ZM146 92H144V94H145ZM252 93V92H251ZM26 94V93H25ZM36 94V93H35ZM38 94V93H37ZM107 94V93H106ZM147 94V93H146ZM224 94V93H223ZM241 94V93H240ZM7 95V94H6ZM137 95V94H136ZM156 95V96H157ZM189 95V94H188ZM191 95V94H190ZM204 95V94H203ZM218 95V94H217ZM244 95V94H243ZM249 95V94H248ZM2 96H3V94H2ZM138 96V95H137ZM149 96V95H148ZM147 96V98H149ZM234 96V95H233ZM239 96V95H238ZM1 97V96H0ZM79 97V96H78ZM107 97H109V95L107 96ZM141 97V96H140ZM153 97V96H152ZM151 97V98H152ZM155 97V96H154ZM187 97V96H186ZM81 98V99H82ZM145 98V97H144ZM143 98V99H144ZM210 98V97H209ZM211 98H214V97H211ZM255 98V97H254ZM112 99H115V98H112ZM121 98H119V100H120ZM125 99V98H124ZM123 99V101H126V99L124 100ZM139 99V98H138ZM142 99V98H141ZM208 99V98H207ZM243 99L245 100V101H252V100H254V99H251V97H249V96H244L243 97ZM260 99V100H259ZM1 100H3V99H1ZM140 100V99H139ZM145 100H147V99H145ZM152 100V99H151ZM185 100V99H184ZM205 100V99H204ZM210 100V99H209ZM222 100V99H221ZM235 100V99H234ZM236 100H237V98H236ZM235 100V101H236ZM240 100V99H239ZM112 101V102H111ZM115 101V100H114ZM215 101V100H214ZM226 101H228V100H226ZM225 100H224V102H226ZM3 102V101H2ZM89 102V101H88ZM118 102V101H117ZM120 102V101H119ZM128 102H130V101H128ZM140 102V101H139ZM138 102V103H139ZM152 102H154V101H152ZM156 102V101H155ZM158 102V101H157ZM186 102V101H185ZM207 102V101H206ZM4 103V102H3ZM92 103V102H91ZM143 103V102H142ZM200 103V102H199ZM217 103V102H216ZM215 103V105H218V104H216ZM222 103V102H221ZM233 103H236V102H233ZM258 103V102H257ZM122 104V103H121ZM125 104V103H124ZM140 104V103H139ZM145 104H146V102H145ZM152 105L154 104V103H151ZM225 104V103H224ZM231 104V103H230ZM90 105V104H89ZM174 105V104H173ZM208 105V104H207ZM220 105V104H219ZM218 105V106H219ZM221 105H223V104H221ZM236 105H237V103H236ZM244 105V104H243ZM251 105V104H250ZM3 106V105H2ZM198 106V105H197ZM230 106V105H229ZM235 106V105H234ZM245 106V105H244ZM89 107H91V106H89ZM152 107V106H151ZM183 107V106H182ZM213 107V106H212ZM246 107H248V106H246ZM251 107V106H250ZM178 108V107H177ZM193 108V107H192ZM214 108V107H213ZM219 107H217V109H218ZM223 108V107H222ZM238 108V107H237ZM237 108H235V109H237ZM244 108V107H243ZM249 108V107H248ZM252 108V107H251ZM257 108V107H256ZM115 109V110H114ZM188 109H190V108H188ZM188 109H187V111H188ZM195 109H197V107H195ZM246 109V111L247 112H249L248 111V109L247 108H245ZM238 110H239V113H246L245 111H243L241 108H238ZM234 112V111H233ZM235 112H237V111H235ZM123 113V114H124ZM153 113H155V112H153ZM157 113V112H156ZM156 113H155V115H156ZM222 113V112H221ZM253 113V112H252ZM120 114V113H119ZM147 114V115H146ZM233 114V113H232ZM251 114V113H250ZM262 114V113H261ZM151 115H153V114H151ZM164 115V114H163ZM107 116V115H106ZM124 116V115H123ZM217 116V115H216ZM219 116V115H218ZM108 117V116H107ZM110 117V116H109ZM224 117V116H223ZM227 117V116H226ZM231 117V116H230ZM235 117V116H234ZM239 117V116H238ZM237 117V118H238ZM241 117H243L242 115H241ZM245 117V116H244ZM114 118V117H113ZM116 118V117H115ZM114 118V119H115ZM154 118V117H153ZM159 118V117H158ZM163 118V119H162ZM214 118V117H213ZM216 118V117H215ZM240 118V117H239ZM254 118V117H253ZM107 119V118H106ZM114 119H113V121H114ZM118 119V118H117ZM127 119V118H126ZM129 119V118H128ZM127 119V120H128ZM138 119V120H139ZM142 119V120H143ZM218 119V118H217ZM222 119H224V118H222ZM229 119V118H228ZM246 119V121L247 120H251V118H249V119H247V118H245ZM131 120H133V119H131ZM141 120V119H140ZM226 120H227V118H226ZM254 120V119H253ZM257 120V119H256ZM259 120V119H258ZM118 121V120H117ZM126 121V120H125ZM144 121V120H143ZM194 121V120H193ZM264 121V120H263ZM136 122V121H135ZM142 122V121H141ZM192 122V121H191ZM228 124H229V132L231 133V132H234L233 131V127H237L238 126V129L239 128H242L243 126V124H238V123H236V122H234L233 120H230V121H226ZM243 121H241L240 123H242ZM245 122V121H244ZM251 122H252V120H251ZM254 122H256L255 120H254ZM106 123V122H105ZM218 123V122H217ZM264 123V122H263ZM41 124V123H40ZM125 123H123V125H124ZM127 124V123H126ZM139 124V123H138ZM154 124V125H155ZM170 124V125H169ZM179 124V123H178ZM202 124H204V122H202ZM220 124H222V123H220ZM246 124V123H245ZM255 124V123H254ZM261 124V123H260ZM36 125V124H35ZM106 125V124H105ZM119 125H121V124H119ZM137 125V124H136ZM146 125V124H145ZM184 125H186V124H184ZM249 125H250V123H249ZM257 125V124H256ZM96 126V125H95ZM108 126V125H107ZM223 126V125H222ZM253 126V125H252ZM259 126V125H258ZM131 127H132V125H131ZM194 127H196L197 128V126H194ZM244 127H245V125H244ZM256 127V126H255ZM72 128V127H71ZM70 128V129H71ZM82 128V127H81ZM86 128V127H85ZM97 128H99V127H97ZM104 128V127H103ZM102 127H101V129H103ZM127 128V127H126ZM134 128V127H133ZM136 128V127H135ZM196 128H193V130L191 129V131H193V132H196ZM226 127H224L223 129H225ZM253 128V127H252ZM258 128H260V127H258ZM264 128V127H263ZM75 129V128H74ZM79 129V128H78ZM100 129V130H101ZM111 129V128H110ZM163 129V128H162ZM167 129V128H166ZM228 129V128H227ZM234 129H236V128H234ZM238 129H236V130H238ZM243 129V128H242ZM246 129V128H245ZM68 130H69V128H68ZM73 130V129H72ZM89 130V129H88ZM92 130H93V128H92ZM94 130H96V129H94ZM93 130V131H94ZM127 130V129H126ZM132 130V129H131ZM141 130H143V129H141ZM218 130V129H217ZM75 131H77L76 129H75ZM74 130L72 131V133L73 132H75ZM78 131H80V130H78ZM85 131H87V130H85ZM84 131V132H85ZM97 131V130H96ZM96 131H95V133H96ZM108 131V130H107ZM147 131V130H146ZM182 131V130H181ZM202 131V130H201ZM222 131V130H221ZM244 131V130H243ZM248 131V130H247ZM254 131V130H253ZM252 131V132H253ZM81 132V131H80ZM90 132H91V130H90ZM102 130L99 132L101 135L100 136H102L103 137V135H102ZM104 132H106V130L104 131ZM103 132V133H104ZM109 132V131H108ZM111 132V131H110ZM129 132V131H128ZM137 132V131H136ZM153 132V131H152ZM161 132V131H160ZM159 132V133H160ZM168 132V131H167ZM166 132V133H167ZM213 132V131H212ZM226 132V131H225ZM228 132V131H227ZM251 132V133H252ZM257 132V131H256ZM68 133H69V131H68ZM68 133H67V135H68ZM94 133V132H93ZM113 132H111V135H113L112 134ZM131 133V132H130ZM140 133V132H139ZM149 133V132H148ZM172 133H174V132H172ZM179 133V132H178ZM199 133H202V132H199ZM209 133V132H208ZM208 133H207V135H208ZM217 133V132H216ZM221 133H223V132H221ZM255 133V132H254ZM253 133V134H254ZM84 134V133H83ZM90 134H92V133H90ZM90 134L88 133V136H90ZM97 134V133H96ZM107 134V133H106ZM108 134H110V133H108ZM124 134V133H123ZM126 134V133H125ZM128 134V133H127ZM156 134V133H155ZM161 134V133H160ZM192 134V133H191ZM204 134H206V133H204ZM218 134V133H217ZM229 134V133H228ZM76 135H77V133H76ZM75 134L73 135H68V136H71L70 137V140H68V147H70L71 148V150L72 151H75L76 152V150H77V148L81 145V139H79V135L78 136H76ZM85 135H86V133H85ZM94 136H95V134H93ZM97 135H99V134H97ZM116 135L117 134H115V136H114V138L116 137ZM122 135V134H121ZM140 135V134H139ZM143 135V134H142ZM221 135V134H220ZM230 135H232V136H234V137H231L232 138V140L233 141H235L233 144L234 145H232V144H230V143H228L229 141H226V139L223 137L222 139H220V144H221V147H222V149L224 150V151H228V148L227 147H234V146H237V147H240L241 145L242 146H245V145H248V144H256V143H258V144H260V143H263L264 144V131L263 132H261L260 131V133H255L254 134V136H251V137H247L246 135L247 134H235V133H232V134H230ZM249 135V134H248ZM145 136H146V134H145ZM157 136V135H156ZM161 136V135H160ZM162 136H163V134H162ZM169 136H171V139L173 138H175V136H172V135H169ZM203 136V135H202ZM65 137V136H64ZM85 137V136H84ZM84 137H82V138H84ZM96 137V136H95ZM102 137H100V138H102ZM107 137V136H106ZM118 137H120V135L118 136ZM147 137V136H146ZM151 137V136H150ZM165 137H166V135H165ZM211 137H212V135H211ZM214 137V136H213ZM213 137H212V140H213ZM217 137V136H216ZM216 137H214V139L216 138ZM220 137V136H219ZM68 138V137H67ZM87 138H90V137H87ZM92 138V137H91ZM99 138V137H98ZM98 138H96V139H94L93 138V140H98ZM107 138H109V137H107ZM113 138V139H114ZM138 138V137H137ZM183 138H185V137H183ZM210 138V137H209ZM69 139V138H68ZM106 139V138H105ZM112 139V140H113ZM116 139V138H115ZM151 139H152V137H151ZM151 139H149V140H151ZM163 139L165 140V138H164V136H163ZM179 139V138H178ZM228 139V138H227ZM84 140V139H83ZM85 140H86V138H85ZM85 140H84V142H85ZM101 140V139H100ZM109 140H111V139H109ZM119 140V139H118ZM122 140H124V139H122ZM185 140H186V138H185ZM192 140V139H191ZM198 140V139H197ZM207 140V139H206ZM205 140V141H206ZM209 140V139H208ZM218 140V139H217ZM88 141V140H87ZM86 141V142H87ZM90 142H91V140H89ZM88 141V142H89ZM120 141V140H119ZM181 141V139L179 140V142H177V143H181L180 142ZM184 141V140H183ZM182 141V142H183ZM190 141V140H189ZM194 141V140H193ZM196 141V140H195ZM195 141H194V144H196L195 143ZM204 140H202V142H203ZM204 141V142H205ZM94 142V141H93ZM92 142V144H96V142H94L93 143ZM106 142H108V141H106ZM113 142V141H112ZM117 142V141H116ZM124 142L126 143V141L124 140ZM151 142H152V140H151ZM174 142H175V140H174ZM110 143V142H109ZM109 143H107V144H109ZM143 143V142H142ZM164 143V142H163ZM183 143H186V142H183ZM208 143V142H207ZM213 143V142H212ZM66 144V143H65ZM88 144V143H87ZM99 144H100V142H99ZM120 144V143H119ZM191 144H192V142H191ZM199 144V143H198ZM200 144H202V143H200ZM204 144V143H203ZM220 144H218V146H220ZM19 145V144H18ZM91 145V144H90ZM112 145H114V144H111L110 146H112ZM133 145V144H132ZM142 145V144H141ZM149 145V144H148ZM163 145V144H162ZM170 145H172V144H170ZM188 145V144H187ZM252 145V146H253ZM95 146V145H94ZM93 146V147H94ZM99 146V145H98ZM97 146V147H98ZM115 147L117 146H119V145H114ZM126 147V145L124 144L123 145V147ZM138 146V145H137ZM140 146V145H139ZM138 146V147H139ZM159 146V145H158ZM166 146V145H165ZM164 146V147H165ZM174 146V145H173ZM251 146V145H250ZM259 146V145H258ZM20 147V146H19ZM66 147V146H65ZM81 147V146H80ZM90 147V146H89ZM104 147V146H103ZM149 147V146H148ZM186 147V146H185ZM191 147V146H190ZM221 147H218V148H221ZM254 147V146H253ZM252 147V148H253ZM70 148H68V149H70ZM83 148V147H82ZM135 148V147H134ZM140 148H143V147H140ZM150 148H151V146H150ZM181 149H182V147H180ZM187 148V147H186ZM194 148V147H193ZM202 148H204V147H202ZM248 148V147H247ZM250 148V147H249ZM256 148H257V146H256ZM259 148V147H258ZM257 148V149H258ZM65 149H67V148H65ZM88 149V148H87ZM95 149V148H94ZM98 149V148H97ZM113 149V148H112ZM125 149V148H124ZM137 149V148H136ZM145 149V148H144ZM200 149V148H199ZM216 150H217V148H215ZM214 149V150H215ZM63 150H64V147H63ZM81 150V149H80ZM88 150H90V149H88ZM91 150H93V149H91ZM102 150H105L104 148L102 149ZM110 150V149H109ZM139 150V149H138ZM143 150V149H142ZM168 150L170 151L171 149H169L168 148ZM183 150V149H182ZM181 150V151H182ZM221 150V149H220ZM259 151H260V149H258ZM67 151V150H66ZM83 150H81V152H82ZM112 151V150H111ZM118 151V150H117ZM121 151V150H120ZM134 151V150H133ZM140 151V150H139ZM145 151V150H144ZM152 151V150H151ZM150 151V152H151ZM163 151V150H162ZM174 151V150H173ZM184 151V150H183ZM182 151V152H183ZM243 151V150H242ZM241 151V152H242ZM252 151H253V149H252ZM259 151H258V153H259ZM80 152V153H81ZM107 152V151H106ZM116 152V151H115ZM123 152V151H122ZM129 152V151H128ZM142 152V151H141ZM146 152V151H145ZM166 152V151H165ZM168 152V151H167ZM166 152V153H167ZM171 152V151H170ZM169 152V153H170ZM190 152H192V151H190ZM197 152V151H196ZM207 152V151H206ZM209 152H211V151H208L207 153H205V154H207L208 155V153ZM63 153V152H62ZM68 153H69V150H68ZM71 153V152H70ZM117 153V152H116ZM148 154H149V152H147ZM174 153V152H173ZM172 153V154H173ZM176 153V152H175ZM194 153V152H193ZM200 153V152H199ZM215 153V152H214ZM224 153V152H223ZM238 153V152H237ZM243 153V152H242ZM248 153H249V151H248ZM67 154V153H66ZM73 153H71V155H72ZM76 154H78V153H76ZM153 154H154V152H153ZM155 154H157L156 152H155ZM190 154V153H189ZM202 154H203V152H202ZM201 154V155H202ZM228 154V153H227ZM68 155V154H67ZM137 156H138V154H136ZM151 155H152V152H151ZM175 155V154H174ZM192 155V154H191ZM200 155V154H199ZM198 155V156H199ZM207 155L206 156H204V154H203V157L205 158V157H207ZM225 155V154H224ZM235 155H237V154H235ZM26 156V155H25ZM75 156V155H74ZM77 156V155H76ZM82 156V155H81ZM91 157H92V155H90ZM150 156V155H149ZM165 155H163V157H164ZM177 156V155H176ZM187 156V155H186ZM196 156V155H195ZM232 156V155H231ZM238 156H239V154H238ZM248 156V155H247ZM250 156V155H249ZM139 157V156H138ZM147 157V156H146ZM146 157H144V158H146ZM171 157V156H170ZM180 157V156H179ZM202 157V156H201ZM202 157V158H203ZM213 157V159H214V156H212ZM237 157V156H236ZM244 157H246V156H244ZM68 158V157H67ZM73 158V157H72ZM94 158V157H93ZM95 158H96V155H95ZM94 158V159H95ZM148 158V157H147ZM146 158V159H147ZM153 158V157H152ZM165 159H167L168 158V160H170L169 159V156L166 158V157H164ZM163 158V159H164ZM172 158V157H171ZM178 157H176V159H177ZM182 158V157H181ZM180 158V159H181ZM198 158H200V156L198 157ZM226 158V157H225ZM241 158H243V157H241ZM248 158H250V157H248ZM78 159V158H77ZM77 159H76V161H77ZM93 159V160H94ZM146 159H144V160H146ZM151 158H149V160H150ZM157 159V158H156ZM196 159V158H195ZM212 159V160H213ZM217 159V158H216ZM228 159H230V158H228ZM244 159V158H243ZM89 160H90V157H89ZM138 160V159H137ZM143 160V164H144V161ZM149 160L147 159L146 161H148V164L150 163V167L148 166V168H147V166L145 167V168H147V169H150V168H152L151 167V162H149ZM152 160V159H151ZM158 160V159H157ZM161 160V159H160ZM184 160V159H183ZM193 160V159H192ZM219 160V159H218ZM224 160V159H223ZM227 160V159H226ZM245 160V159H244ZM243 160V161H244ZM249 160V159H248ZM251 160H253V159H251ZM72 161V160H71ZM75 161V162H76ZM88 161V160H87ZM165 161V160H164ZM176 161V160H175ZM179 161V160H178ZM216 161V160H215ZM80 162V161H79ZM81 162H82V160H81ZM85 162V161H84ZM155 162H156V160H155ZM160 162V161H159ZM158 161H157V163H159ZM171 161H169L168 163H170ZM205 162V161H204ZM211 162V161H210ZM217 162V161H216ZM90 163H92L91 162V160H90ZM139 163V162H138ZM153 163H154V161H153ZM162 163V162H161ZM174 163V162H173ZM195 163V162H194ZM215 163V162H214ZM236 163V162H235ZM234 163V164H235ZM242 163V162H241ZM264 163V162H263ZM262 163V164H263ZM69 164V163H68ZM72 164V163H71ZM86 164H88V163H86ZM85 164V165H86ZM147 163L145 162V165H146ZM147 164V165H148ZM155 164V163H154ZM160 164V163H159ZM159 164H158V168H159ZM199 164H201V163H199ZM202 164H204V163H202ZM217 165H218V167H219V169L220 168H223L224 170L225 169H227L228 167L226 166V165H228L229 163L228 162H221V164H218V163H216ZM84 165V166H85ZM140 168H141V165H142V162H140ZM153 165V164H152ZM163 165V164H162ZM167 165V164H166ZM165 165V166H166ZM173 165V164H172ZM171 165V166H172ZM174 165H175V163H174ZM214 165V164H213ZM242 165V164H241ZM76 166V165H75ZM83 166V165H82ZM156 167H157V164L155 165ZM180 166V165H179ZM203 166H205V165H203ZM255 166V165H254ZM63 167V166H62ZM155 167V168H156ZM161 167H163V166H161ZM167 168L169 167L168 165L166 166ZM172 167H174L173 169H175V166H172ZM172 167H170V168H172ZM214 167V166H213ZM232 167H234V166H232ZM236 167V166H235ZM240 167V166H239ZM257 167V166H256ZM264 166L262 165V167L260 166L259 168H257V169H255V167H252V168H246L243 172H236L235 171V168L234 169H231L230 170V173H234V174H229L228 173V170L226 171V173L225 172H223V174H221L219 177H218V179H219V181H211V182H208V183H205L204 185H205V191L203 192L204 194H202L201 196H202V198H201V201H200V203L202 204V212H200L201 213V215L198 217L197 215L193 218V219H191L192 220V225L194 224V226L195 227H197L198 225H200V231H199V233L197 234V235H187V241H188V243L190 244V246H186L187 247V252H186V255L185 256H187V258L190 256L191 258H192V260L194 261V263H192V264H264V169H261V168H263ZM69 168V167H68ZM81 168V167H80ZM84 168V167H83ZM88 168V167H87ZM90 168V167H89ZM88 168V169H89ZM97 168H98V166H97ZM143 168H144V166H143ZM185 168V167H184ZM183 168V169H184ZM207 167L205 166V169H206ZM217 168V167H216ZM240 168H242V166L240 167ZM50 169V168H49ZM53 169V168H52ZM64 169V168H63ZM142 169V168H141ZM186 169V168H185ZM184 169V170H185ZM212 169H214V168H212ZM239 169V168H238ZM237 169V170H238ZM44 170V169H43ZM55 170V169H54ZM66 170H67V168H66ZM72 170H74V169H72ZM144 170V169H143ZM146 170V169H145ZM151 170V169H150ZM154 170H156V169H154ZM180 171H181V169H179ZM65 171V170H64ZM69 171V170H68ZM98 171V170H97ZM168 171H170V170H168ZM173 171V170H172ZM171 171V172H172ZM175 171V170H174ZM197 171H202V170H198V168H197ZM211 172H212V170H210ZM223 171V170H222ZM43 172H46V170H44ZM51 172V171H50ZM56 172V171H55ZM61 172V171H60ZM66 172V171H65ZM70 172H71V170H70ZM78 172V171H77ZM150 172V171H149ZM156 172H158L157 170H156ZM206 173H208V171H205ZM48 173V172H47ZM52 173H53V171H52ZM51 173V174H52ZM61 173H63V172H61ZM75 173V172H74ZM74 173H73V175H74ZM155 173V172H154ZM199 173V172H198ZM222 173V172H221ZM7 174V173H6ZM43 174V173H42ZM77 174V173H76ZM75 174V175H76ZM95 174V173H94ZM152 174V173H151ZM170 174V173H169ZM168 174V176H171V174L169 175ZM211 174V173H210ZM214 174V173H213ZM2 175V174H1ZM24 175V174H23ZM44 175H46V173H44ZM47 175H50L49 173L47 174ZM74 175V176H75ZM78 175V174H77ZM157 175H160V174H158L157 173ZM164 175H165V173H164ZM163 175V176H164ZM188 175V174H187ZM203 175V174H202ZM207 175V174H206ZM229 175L231 176V178L229 177ZM56 176V175H55ZM55 176H46V177H44V178H41V180H40V185H44V187H47V193H49L48 194V196L50 195H57V197H56V199H55V201L53 200V202H54V206H56L57 208H60V207H63L64 205H67L68 203H69V196L70 195H72V194H70L69 196L67 195V193L68 192H66V185L62 182V181H60V180H62V179H60V180H58L59 178H57V177H55ZM81 176V175H80ZM80 176H79V178H80ZM155 176V175H154ZM190 176V175H189ZM204 176V175H203ZM211 176H213V175H211ZM35 177V176H34ZM62 177H64L63 175H62ZM76 177V176H75ZM159 177V176H158ZM166 177H167V175H166ZM194 177V176H193ZM214 177V176H213ZM234 177V178H233ZM1 178V177H0ZM12 178V177H11ZM82 178V177H81ZM155 178H157V177H155ZM162 178V177H161ZM34 179V178H33ZM75 179H77V178H75ZM84 179V178H83ZM86 179V178H85ZM85 179H84V181H85ZM100 179V178H99ZM159 179V178H158ZM189 179V178H188ZM252 179V180H251ZM10 180V179H9ZM12 180V179H11ZM65 180V179H64ZM212 180V179H211ZM4 181V180H3ZM15 181H17L16 179H15ZM129 181V180H128ZM154 181V180H153ZM157 181V180H156ZM162 181V180H161ZM201 181V180H200ZM8 182V181H7ZM11 182V181H10ZM206 182V181H205ZM17 183V182H16ZM19 183V182H18ZM37 183H38V181H37ZM202 183V182H201ZM5 184V183H4ZM72 184V183H71ZM197 184V183H196ZM2 185V184H1ZM200 185H202L203 186V183L202 184H200ZM3 186V185H2ZM68 186V185H67ZM70 186V185H69ZM192 187V186H191ZM200 187V186H199ZM2 188L3 187H1L0 189L2 190ZM193 188V187H192ZM6 189V188H5ZM9 189V188H8ZM194 189V188H193ZM40 190V189H39ZM39 190H37V191H39ZM41 190H42V187H41ZM87 189H82V191H80L79 193L81 194V193H83L84 194V192H87L86 191ZM37 191H36V193H37ZM69 191V190H68ZM72 191V190H71ZM138 191V190H137ZM186 191V190H185ZM197 191V190H196ZM70 192V191H69ZM77 191H75L74 193H76ZM0 193H2L3 194V192H1L0 191ZM4 193H6V192H4ZM78 193V192H77ZM76 193V194H77ZM42 194H44L43 193V191H42ZM46 194V193H45ZM44 194V195H45ZM82 194V195H83ZM118 194V193H117ZM129 194V193H128ZM135 194V193H134ZM138 194V193H137ZM185 194V193H184ZM188 194V193H187ZM194 194H196V192H194ZM4 195V194H3ZM36 195H39V194H36ZM67 195V196H66ZM88 195V194H87ZM97 195V194H96ZM191 195H192V193H191ZM47 196V197H48ZM76 196H78V195H76ZM81 196V195H80ZM187 196V195H186ZM194 196V195H193ZM3 197H5V196H3ZM34 197V196H33ZM38 197V196H37ZM45 197V196H44ZM2 198V197H1ZM41 198H42V196H41ZM72 198V197H71ZM4 199H6V198H4ZM29 199V198H28ZM35 199H37V198H34V200ZM38 199H40V198H38ZM49 199V198H48ZM48 199H47V201H48ZM50 199H51V197H50ZM49 199V200H50ZM52 199H54V198H52ZM96 199V198H95ZM196 199H199L198 197H196ZM45 200V199H44ZM72 200V199H71ZM88 200H89V198H88ZM90 200H92V199H90ZM192 200V199H191ZM200 200V199H199ZM198 200V201H199ZM0 201H1V199H0ZM46 201V200H45ZM99 201V200H98ZM136 201V200H135ZM184 201V200H183ZM194 201H196L195 199H194ZM25 202V201H24ZM38 202V201H37ZM49 202V201H48ZM72 202V201H71ZM91 202V201H90ZM141 202V201H140ZM185 202V201H184ZM12 203V202H11ZM43 203V202H42ZM51 203V202H50ZM128 203H129V201H128ZM197 203V202H196ZM37 204V203H36ZM40 204H41V200H40ZM45 204V203H44ZM53 204V203H52ZM92 204H93V202H92ZM97 204V207H98V203H96ZM95 204V205H96ZM185 204V203H184ZM193 204V203H192ZM1 205V204H0ZM43 205V204H42ZM51 205V204H50ZM70 205V204H69ZM99 205H100V203H99ZM151 205V204H150ZM180 205H182L183 206V203L182 204H180ZM189 205V204H188ZM199 205V204H198ZM3 206V205H2ZM32 206V205H31ZM35 206H38V205H35ZM40 206V205H39ZM44 206V205H43ZM42 206V207H43ZM46 206H48L47 205V203H46ZM85 206H87V204L85 205ZM89 206V205H88ZM91 206V205H90ZM51 207V206H50ZM49 207V208H50ZM53 207V206H52ZM55 207V208H56ZM69 207V206H68ZM82 207H84V206H82ZM189 207V206H188ZM191 207V206H190ZM5 208V207H4ZM31 208V207H30ZM54 208V207H53ZM65 208V207H64ZM79 208V207H78ZM77 208V209H78ZM132 208V207H131ZM149 208V207H148ZM35 209V208H34ZM43 209H45V208H43ZM52 209V208H51ZM66 209V208H65ZM65 209H63V211L65 210ZM73 210L72 211V213H70V212H68V213H70V216H73L74 217V221L76 222V219H80V218H82V213H83V211L81 210V211H79V210ZM80 209V208H79ZM83 209H85V208H83ZM89 209H90V207H89ZM185 209V208H184ZM187 209H189V208H186L185 210H187ZM193 209V208H192ZM20 210H22V209H20ZM19 209H18V211H20ZM41 210V209H40ZM47 210V209H46ZM58 210V209H57ZM149 210H151V208L149 209ZM16 211V210H15ZM17 211V212H18ZM42 211V210H41ZM59 211V210H58ZM169 211V210H168ZM193 211V210H192ZM147 212V211H146ZM12 213V212H11ZM15 213V212H14ZM28 213V212H27ZM44 213V212H43ZM46 213V212H45ZM58 213V212H57ZM65 213V212H64ZM67 212H66V214H68ZM190 213V212H189ZM195 213V212H194ZM199 213V214H200ZM8 214V213H7ZM6 214V215H7ZM20 213H18V214H16L15 215V217H18V215H19ZM55 214H56V212H55ZM59 214H61V215H63L62 213H59ZM65 214V215H66ZM88 214H89V211H88ZM10 215V214H9ZM8 215V216H9ZM30 215V214H29ZM60 215V216H61ZM65 215H63V216H65ZM69 215V214H68ZM189 215H192V214H189ZM86 216V215H85ZM125 216V215H124ZM12 217V216H11ZM33 217H37V216H33ZM55 217V216H54ZM62 217V216H61ZM72 217V218H73ZM165 217V216H164ZM25 218V217H24ZM51 218V217H50ZM52 218H53V216H52ZM155 218H157V217H155ZM9 219V218H8ZM56 219H58L57 217H56ZM89 219H92V218H89ZM150 219V218H149ZM166 219V218H165ZM169 219H170V217H169ZM174 219V218H173ZM177 219V218H176ZM2 220V219H1ZM10 220V219H9ZM83 220H84V218H83ZM88 220V219H87ZM147 220V219H146ZM160 220V219H159ZM168 220V219H167ZM171 220V219H170ZM4 221V220H3ZM23 221V220H22ZM28 221V220H27ZM34 221V220H33ZM48 221V220H47ZM85 221H86V219H85ZM155 221V220H154ZM161 221V220H160ZM165 221V220H164ZM175 221V220H174ZM26 222V221H25ZM32 222V221H31ZM35 222V221H34ZM52 222V221H51ZM70 222V221H69ZM77 222H78V220H77ZM91 222V220L89 221V223ZM94 222V221H93ZM169 222V221H168ZM4 223V222H3ZM21 223V222H20ZM24 223V222H23ZM49 223V222H48ZM47 223V224H48ZM53 223H55L56 224V222H52V224ZM58 223V222H57ZM73 223V222H72ZM86 223H88V222H86ZM86 223H83V224H86ZM119 223V222H118ZM144 223V222H143ZM146 223H148V222H146ZM160 223V222H159ZM167 223V222H166ZM187 223V222H186ZM6 224V223H5ZM26 223H24V225H25ZM30 224V223H29ZM37 225H35V235L37 234V233H42L43 232V234L45 233V230H46V228L48 227L47 226V224H45L47 227H44L43 225L41 226V224L40 223H36ZM67 221H66V219L65 218H62V220L60 221V224H58V225H60L58 228L56 227V225H55V227L53 226V228H56V229H54V230H52L51 231V236H50V238H51V240H52V238L53 239H55V240H58V238H60L61 239V235H62V233L64 234V231L65 230H67V229H69V227H67ZM74 224H76V223H74ZM82 224V225H83ZM121 224V223H120ZM145 224V223H144ZM150 224V223H149ZM153 224H154V222H153ZM156 224V223H155ZM170 224V223H169ZM172 224H174V223H172ZM49 225V224H48ZM69 225V224H68ZM80 225V224H79ZM112 224H110V226H111ZM151 225V224H150ZM159 225V224H158ZM189 225V224H188ZM7 226H8V224H7ZM72 226V225H71ZM78 226V225H77ZM85 226V225H84ZM99 226V225H98ZM148 226V225H147ZM154 226H156V225H154ZM163 227H164V225H162ZM176 226V225H175ZM17 227V226H16ZM16 227H15V229L14 230H17L16 229ZM26 227V226H25ZM24 227V228H25ZM32 227V226H31ZM88 227V226H87ZM95 227V226H94ZM145 227V226H144ZM143 227V228H144ZM158 227V226H157ZM167 227V226H166ZM174 227V226H173ZM172 226L170 227V228H173ZM193 227V226H192ZM191 226H190V228L189 229H191L192 228ZM5 228H7L6 226H5ZM24 228H20L18 231L20 232H23L25 235H26V229H24ZM30 228V227H29ZM51 229H52V227H50ZM49 228V229H50ZM76 228V227H75ZM84 228V227H83ZM108 228H109V226H108ZM176 228V227H175ZM48 229V228H47ZM87 229V228H86ZM92 229V228H91ZM117 229V228H116ZM148 229V228H147ZM152 229V228H151ZM154 229V228H153ZM158 229V228H157ZM161 229V228H160ZM163 229V228H162ZM167 229V228H166ZM198 229V228H197ZM94 230V229H93ZM133 230V229H132ZM143 230V229H142ZM145 230V229H144ZM148 230H150V229H148ZM159 230V229H158ZM181 230V229H180ZM196 230V228L194 229V231ZM17 231V232H18ZM76 231V230H75ZM130 231H131V229H130ZM129 231V232H130ZM165 232H166V230H164ZM168 231V230H167ZM3 232V231H2ZM16 231H14L13 232V234H12V232H10V231H8V232H3V233H0V241L2 242V245H4L6 242H11V240H13L14 238H15V235H14V233H15ZM29 232V231H28ZM67 232H68V230H67ZM98 232V231H97ZM105 232V231H104ZM109 232V231H108ZM142 233H143V231H141ZM146 232V231H145ZM147 232H149V231H147ZM146 232V233H147ZM152 231H150V233H151ZM183 232V231H182ZM196 232V231H195ZM131 233V232H130ZM133 233V232H132ZM19 234H21V233H19ZM48 233H47V235H49ZM137 234V233H136ZM136 234H135V236H136ZM143 234H145V233H143ZM165 234V233H164ZM163 234V235H164ZM188 234V233H187ZM194 234V233H193ZM28 235V234H27ZM34 235V236H35ZM40 235V234H39ZM46 235V237H48ZM68 235V234H67ZM126 235V234H125ZM140 235V234H139ZM142 235V234H141ZM140 235V236H141ZM148 235H150V234H148ZM147 235V236H148ZM157 235V234H156ZM155 235V236H156ZM162 235V236H163ZM42 236V235H41ZM45 236V235H44ZM146 236V237H147ZM151 236V235H150ZM154 236V235H153ZM185 236H186V234H185ZM184 236V237H185ZM29 237V236H28ZM38 237V238H37ZM117 237V236H116ZM127 237V236H126ZM129 237V236H128ZM145 237V236H144ZM159 237V236H158ZM160 237H161V235H160ZM23 238H24V236H23ZM27 238V237H26ZM33 238V237H32ZM131 238V237H130ZM136 238H137V236H136ZM142 238V237H141ZM149 239H148V241H150L151 239H150V237H148ZM153 238V237H152ZM180 238V237H179ZM19 239V238H18ZM20 239H22V238H20ZM28 239V238H27ZM36 239H37V245L39 246V245H42L43 246V244L44 243H42L43 242V240H45L46 241V238L45 239H43V240H41V238L39 237V236H37L36 235ZM65 239V238H64ZM64 239H62L63 240V242H64ZM123 239H124V237H123ZM133 239V238H132ZM147 239V238H146ZM145 239V240H146ZM182 239V238H181ZM34 240V239H33ZM38 240H40V242L38 241ZM129 240V239H128ZM180 240V239H179ZM25 241H26V239H25ZM25 241H23V242H25ZM32 241V240H31ZM36 241V240H35ZM60 241V240H59ZM67 241V240H66ZM147 241V240H146ZM173 241V240H172ZM181 241V240H180ZM186 241V240H185ZM14 242V241H13ZM17 242V241H16ZM15 242V243H16ZM20 242V241H19ZM53 242H54V240H53ZM76 242V241H75ZM127 242V241H126ZM134 242V241H133ZM141 242V241H140ZM143 242V241H142ZM182 242V241H181ZM12 243V242H11ZM26 243V242H25ZM42 243V244H41ZM46 243V242H45ZM49 243V242H48ZM52 243V242H51ZM101 243V242H100ZM122 243V242H121ZM129 243H130V240H129ZM144 243H146V242H144ZM180 243V242H179ZM20 244V243H19ZM22 244H24V243H22ZM33 244H34V242H33ZM54 244H55V242H54ZM98 244V243H97ZM124 244H125V242H124ZM123 244V245H124ZM16 245V244H15ZM21 245V244H20ZM26 245V244H25ZM24 245V246H25ZM52 245V244H51ZM56 245H57V243H56ZM62 245V244H61ZM103 245V244H102ZM112 245V244H111ZM118 245H119V242H118ZM118 245H115V246H117L118 247ZM131 245V244H130ZM129 245V246H130ZM137 245V244H136ZM186 245V244H185ZM10 246V245H9ZM14 246V245H13ZM23 246V245H22ZM36 246V245H35ZM46 246H49V248H48V250L50 249V244H48V245H46ZM63 246V245H62ZM96 246V245H95ZM124 246H126V245H124ZM21 247V246H20ZM19 247V248H20ZM33 247V246H32ZM56 247V246H55ZM60 247V246H59ZM65 247V246H64ZM105 247V246H104ZM110 247V246H109ZM114 247V246H113ZM120 247H121V245H120ZM127 247V246H126ZM134 247L135 248H137L135 245H134ZM139 247V246H138ZM1 248V247H0ZM10 248H11V246H10ZM27 247H25V249H26ZM29 248V247H28ZM45 248V247H44ZM47 248V247H46ZM45 248V249H46ZM53 248H54V246H53ZM53 248L51 249V250H49V251H51V253H53L54 251L56 252L57 251V249L56 250H53ZM111 249H113L112 248V246L110 247ZM119 248V247H118ZM122 248V247H121ZM121 248H119L120 249V251H122L123 249H124V251H125V249L126 248H124L123 247V249H121ZM129 248V247H128ZM127 248V249H128ZM131 248H133V247H131ZM6 249H9L8 247L6 248ZM39 249H40V246H39ZM102 249V248H101ZM110 249V250H111ZM130 249V248H129ZM185 249V248H184ZM199 249H201V250H199ZM17 250V249H16ZM48 250H46L47 252H48ZM59 250V249H58ZM64 250V249H63ZM108 250V249H107ZM109 250V251H110ZM114 250V249H113ZM112 250V251H113ZM118 250V249H117ZM131 250V249H130ZM134 250V249H133ZM186 250V249H185ZM191 250H192V252H191ZM38 251V250H37ZM36 251V252H37ZM41 251H43V248H42V250ZM46 251H45V254H46ZM124 251H122V252H124ZM7 252V251H6ZM27 252L29 253L30 251H29V249H27ZM26 252V253H27ZM39 252V251H38ZM103 252H105V251H103ZM119 252V251H118ZM118 252H117V254H118ZM126 252H127V250H126ZM131 252V251H130ZM181 252V251H180ZM183 252V251H182ZM3 253V252H2ZM13 253H15V252H13ZM41 253V252H40ZM43 253V252H42ZM41 253V254H42ZM51 253H49L50 255H51ZM60 253V252H59ZM112 253V252H111ZM110 253V254H111ZM134 253V252H133ZM132 252H131V254H133ZM5 254H7L8 255V253H5ZM4 254V255H5ZM12 254V253H11ZM11 254H9V255H11ZM41 254H39L38 253V255H41ZM49 254L47 255V256H49ZM54 254V253H53ZM56 254V253H55ZM54 254V255H55ZM3 255V256H4ZM8 255V256H9ZM21 254H19V256H20ZM29 255V254H28ZM34 255H35V253H34ZM57 255V254H56ZM112 255V254H111ZM18 256V257H19ZM32 256H33V252H32ZM100 256V255H99ZM121 256H122V254H121ZM124 257L126 256V253H125V255H123ZM129 256V255H128ZM130 256H132V255H130ZM184 256V255H183ZM33 257H35V256H33ZM118 257V256H117ZM117 257H115V258H113V259H116ZM120 257V256H119ZM15 258H16V256H15ZM29 257L27 256V255H24L23 257H21V264H24V262H28V259ZM38 258V257H37ZM41 258V257H40ZM50 258H51V256H50ZM5 259V258H4ZM3 259V260H4ZM8 259V258H7ZM11 259V258H10ZM120 259V258H119ZM127 259V258H126ZM183 259H185V258H183ZM190 259V258H189ZM2 260V261H3ZM15 260H17V259H15ZM31 260V259H30ZM56 260V259H55ZM109 260H111V261H113L112 259H109ZM123 258L121 257V261H120V263L122 262V263H124L123 261L125 260H123ZM186 260H188V259H186ZM5 261V260H4ZM12 261V260H11ZM31 261H33V259L31 260ZM191 261V260H190ZM8 262V261H7ZM14 262V261H13ZM89 262V261H88ZM126 262V261H125ZM189 262V261H188ZM8 263H10V262H8ZM30 263V262H29ZM32 263V262H31ZM83 263H85V262H83ZM90 263V262H89ZM110 263V262H109ZM112 263V262H111ZM119 263V260L117 261V260H115V262L113 263V264H120ZM121 263V264H122ZM185 263H187L186 261H185ZM11 264V263H10ZM13 264V263H12ZM34 264V263H33ZM42 264V263H41ZM86 264H87V262H86ZM108 264V263H107Z\"/></svg>",
  "mask_w": 264,
  "mask_h": 264
}]
</instances>
